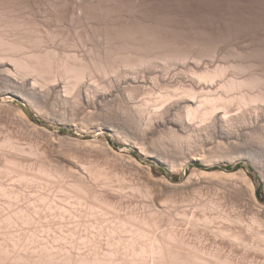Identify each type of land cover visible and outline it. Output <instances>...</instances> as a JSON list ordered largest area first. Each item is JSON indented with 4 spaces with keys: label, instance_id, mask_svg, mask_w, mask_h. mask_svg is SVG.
I'll list each match as a JSON object with an SVG mask.
<instances>
[{
    "label": "bare ground",
    "instance_id": "6f19581e",
    "mask_svg": "<svg viewBox=\"0 0 264 264\" xmlns=\"http://www.w3.org/2000/svg\"><path fill=\"white\" fill-rule=\"evenodd\" d=\"M2 1L3 0H0V6L2 5ZM19 1H17V2H19ZM68 1L71 4V6H73L72 7L73 11L74 10H78L79 13H81L80 11H83L85 13V11H84L85 10V8H84L85 5L84 4H87L88 3L87 1H86L87 3H84V4L81 1H78V0H68ZM138 1L141 3L140 0H137V2ZM207 1H210V0H207ZM35 2H36V0H35ZM63 2L64 1H62V3ZM94 2H96V1H94ZM137 2H136V4L133 2L135 5H128L125 0H122L119 3H109V4L107 3L106 4V10L111 11V13L113 12L114 15H116L114 12H117L118 14H120V16H118V14L116 15V16H118V18L120 17V21L119 22H115V24H112V25H109V26L106 27L105 32H104V39H105L106 42H103L104 45H106V46L105 47L102 46V47H104L103 50H99L98 49L99 50L98 51L97 48L94 47V49H96V51L95 52L92 51L93 54L92 55L91 54L89 55V52H90L89 51L90 50L89 47H91V46L88 47V45L85 44L87 46L86 49H88L85 54L89 55L88 57H86L87 55L85 57H84V55H82L83 57H81V54L79 55L80 56L79 58L76 57V55H77L76 53L79 52V51H77L75 53L76 55L73 52V56H72V54L70 53V50L69 51L67 50V49H70L71 46L70 45H68V46L66 45L67 47H64L65 46V45L63 46L64 43H62V47H64L62 50H64L65 48H67L66 50L70 53L69 54L70 56L69 55H66V54H68V52L65 53V54L62 53V55H61V52H63V51L60 50L62 48L61 45H60L61 43L60 44L58 43V45L61 47L60 49L59 48H56V47H53L54 49L56 48V49H59L61 51V52H59V55H61V56H58V54H57L58 51H56V52L54 51L55 53H52V50L53 49L52 50L51 49L50 50H47L48 47L46 46V44H43V42L46 40V39L45 40L43 39L44 36H43V38L42 37L41 38L40 37L39 38H36V37H38L37 34H39L41 32L40 31L38 33V30H37V34H35V33L32 34V35H37L35 38H32L31 37L32 35L31 36L29 35V33L32 30L29 33L19 32L18 31V32H15L16 33L15 35H13L14 32H12L13 33L12 36L7 35L9 32L5 34L4 30H6V29H9L10 30L11 28H13L16 31V30H19L20 29L19 27H22L23 28V26H21L22 25L21 22L19 23V21H14L15 17H13V19H12L13 21H11V19L9 20V21H11L12 25H10V23H7V24H9L7 26L5 25L6 29H5V27H3L4 26L3 24H2V26L0 25L1 27H3L1 29L2 30L4 29L3 32H0V95H2V96L11 95V96L17 97L20 100H22L23 102H25L26 104L33 106L35 108V110H36V108L39 109L40 110V113H41V110H42V112L45 111V110L47 111V109L51 108V106L53 108V105L55 106V104H54V102H56L55 100L58 99V98L61 99V97L62 98L64 97L65 99L67 98V100H69L71 98L72 101H73V103H72V101H70L71 99L69 101H67V100H65V101H67V103L68 102L72 103V107H73V104H74V101H75V102H78V103L80 102L81 106H84V107H86L88 109H91L93 111H97L96 109H100V108H103V107H104V109H106V107L108 106L109 103L110 104H113V105H115V109H114V106L111 105V107L116 112H119L120 110H122L121 111L122 113H121V115L118 114V116H120V117H118L117 115H115L116 114L115 113L111 117L113 119L114 116H115L114 118H116V116H117V118H116L117 120L114 119L115 122H112L113 120L111 121L109 119L112 123H110V121H108V123H106V125L107 124H108V126L111 125L112 129L115 130L114 132L117 131V133L120 132V133H122V135L124 134L125 137L126 136L129 137L132 140V142H134L136 144V146L138 145L137 146L138 148L140 147L141 150L144 151L147 155H150L152 157H155L156 159L157 158L160 159V160L161 159H164V160H166V162H168V160H172V158H174L175 156L181 157L180 160L178 161V162H180L181 159H182L181 164H179V166H183L184 164H186L187 163V160H189V159L191 160L192 157L193 158L197 157V160H198V158L201 159V160H204V161H201V162H205V160H208L210 162L213 159H214V161H216L217 160L216 158L221 159V160H224V161L227 160L229 162L230 161H234V160L235 161L236 160H241V159H247V160H251L253 162L254 159H256V158H264V71L262 69V67L264 68V66L261 65V63H260L261 62L260 60L262 58L261 54H260V56H257V57H261V58H257L256 57V54L254 55V54H251L250 53L251 56H247L245 53H244L245 55H242V54H239V52H238V54L236 55V57H234V55H233L231 59L228 58L229 55H227L228 62L230 60L231 61L232 60L234 61V58H235V61L236 62L234 61V63L229 62L230 64L229 63L228 64H223L222 62H217V59H215L216 61H214V60H212V62L210 61L211 63H206L205 62L206 61L205 60V57L206 58L208 57V59H209L210 55H212L211 57L212 58H215L217 55L220 54V49H221L220 46L215 45L217 47L214 50H211L212 48L209 49V50H207V49L202 48V45H204V44L201 43L202 41L201 42L195 41L194 44H192V42L194 41L193 40L191 42V45H189V47H191V49L187 48L186 46H188V45H186L184 42H182V40H180V39H178L176 37L178 35L177 32L175 31L176 29L173 26H171L168 22H166V21H161V22L153 21L151 19H147V18H145L143 16L138 15L137 12L141 11V9H142L143 6L142 5H138ZM172 2H173V0H172ZM231 2H233V1H231ZM254 2H255V0L253 1V3ZM62 3H61V5H62ZM211 3H213V2H211ZM218 3H221V2L219 1ZM229 3H230V0H229ZM91 4H90V6H91ZM21 5L22 4H20V6ZM36 6H38V5H36ZM99 6H100V4H99ZM10 7H11V5H10ZM50 7H51V4H50ZM86 7H88V6H86ZM232 7H234V6H232ZM243 7H244V5H243ZM25 8H26V6H25ZM253 8H255V6ZM0 9H1V7H0ZM5 9H3V10H5ZM88 9H90V8H88ZM92 9H91L90 12H92ZM101 9H103V8H101ZM125 9L127 11H129V13L124 14L125 13L124 11H126ZM28 10H27V12H29ZM0 11H2V9ZM6 11H8V9ZM31 11H33V10L31 9ZM103 11L105 13H107L105 10H103ZM254 11H256V10H254ZM96 12H99V11H97V9H96L95 10V13ZM162 12H165V11L162 10ZM18 13L19 14H22L20 12H18ZM25 13H24V15H25ZM9 14H8V18H10L9 17ZM33 14H35V13H33ZM100 14H104V13L103 12H100ZM107 14H104V16H107ZM4 15L6 16V13ZM26 15H28V14H26ZM84 15H83V17L85 18ZM93 15H95V14H93ZM151 15H153V14H151ZM184 15H186V14H184ZM211 15H212V13H211ZM1 16H3V15H1ZM79 16H80V14H79ZM26 17H25V19L27 20ZM33 17H35V16L32 15V18ZM198 17H200V16H198ZM198 17H197V19H198ZM1 18H0V21H1ZM20 18H19V20H20ZM111 18H113V17H111ZM116 18L114 17V19H116ZM33 19H35V18H33ZM42 19H44V18H42ZM80 19L81 20L83 19L82 16H81ZM88 19H89V17H88ZM108 19H109V17H108ZM108 19H105L104 22H106V20L108 21ZM2 20H3V18H2ZM26 20L24 22H28ZM81 20H78L79 23H80ZM83 20H85V19H83ZM221 20H222V18H221ZM240 20H242L241 19V16H240ZM78 21H77V23H78ZM91 21L89 20V22H91ZM84 22H83V24H84ZM190 22H191V20H190ZM3 23L5 24V22H3ZM88 23L86 24V22H85L86 25L91 26V24H88ZM101 23H99V24H101ZM107 23L111 24L112 23V19H111V23L110 22H107ZM240 23H242V22H240ZM34 24H36V23H34ZM34 24H31L32 26L29 25L30 26V29H31V27H33ZM73 25H74V23H73ZM75 25H77V24H75ZM8 26H11V28L10 27L8 28ZM24 26H25V24H24ZM88 26H86V28ZM105 26H106V24H105ZM37 27L38 26H36V29H37ZM49 27H48V29H49ZM83 27H84V25H83ZM17 28H19V29H17ZM91 28L89 27L87 29H89L91 31ZM103 28H105V27H103ZM216 28H217V26H216ZM23 29H26V28H23ZM43 29L44 28H42V30ZM83 29H85V28H83ZM87 29H86V31L85 30L84 31L87 32ZM97 29H99V28H97ZM35 30H34V32H36ZM54 30H52V31H54ZM75 30H77V29H75ZM92 30L94 31L95 28L92 29ZM187 30L188 29H186V31ZM6 31H8V30H6ZM100 31H101V28H100ZM44 32L46 34L49 33V32L47 33L45 30H44ZM96 32H98V30L95 31L94 33H96ZM45 33L44 34L42 33V34L43 35H46ZM80 33H81V30H80ZM209 33H210V31H209ZM56 34H58V33H56ZM67 34H65V35H67ZM76 34H78V33H76ZM41 35H39V36H41ZM54 35H55V33L54 34L52 33V36L53 37H51V36H48V37L49 38L51 37L52 43H54V42L57 43V41H55L56 38H55ZM84 35H86V37H87V34H84ZM88 35H89V33H88ZM95 35L96 34H94V36ZM197 35H196L197 37H200L199 34H197ZM222 35H220V36H222ZM78 36H79V34H78ZM97 36H98V34H97ZM263 36H264V34H263ZM45 37H47V36H45ZM58 37H61V36L59 35ZM66 37H69V35H67ZM228 37L230 38V36H228ZM52 38H53V40H52ZM101 38L102 37L99 36L98 41ZM58 39L59 38H57V40ZM60 39H59V42H60ZM71 39H73V38H71ZM76 39L78 40V37ZM214 39L216 40L215 37H214ZM47 40L48 41H45L46 43L49 42L50 39L47 38ZM64 40H65V44H66V42H69V41H66V40H68L67 38H65ZM94 40L96 41L95 38H94ZM219 40H221V39H219ZM249 40H250V38H249ZM224 41H226V40H224ZM89 42L90 41L88 40V44H89ZM94 42H93V44H95ZM49 43H47V45ZM74 43H76V42H74ZM203 43H204V41H203ZM42 44H43V46L45 45V47L47 48L46 50L36 49L35 47H34V49L31 48L33 46H38V48H40L42 46ZM68 44H70V43H68ZM78 44H79V42H78ZM90 44H91V42H90ZM96 44H98V42H96ZM101 44H102V42H101ZM29 45H32V46L29 47ZM76 45H77V43H76ZM80 45H81V43H80ZM85 45L83 44V46H85ZM98 45H97V47H98ZM210 45H211V43H210ZM225 45H226V43H225ZM229 45H228V47H229ZM207 46H208V44H207ZM77 47L79 48V46H77ZM209 47H211V46H209ZM29 48L31 50L27 51ZM51 48H52V46H51ZM74 48H75V46H74ZM78 48H76V50ZM83 48L84 47H82V50L85 51L86 49L85 48L83 49ZM206 48H208V47H206ZM252 48H254V47H252ZM43 49H45V48H43ZM223 49H225V48H223ZM232 49H230V50H232ZM222 50H221V52H223ZM22 51H25V52L23 53ZM233 51L235 52L236 50H232V52ZM259 51H261V50H259ZM20 52H22L21 55L19 54ZM92 52H90V53H92ZM243 52H244V50H243ZM263 52H262V54L264 55ZM227 53H231V51L230 52H227ZM236 53H237V51H236ZM220 55H221L220 57L218 56L219 59L221 61L224 59L223 60L224 63H227V61H225V58H224V57H226L225 56L226 55V52L224 54V57H223L222 54H220ZM221 57H223V58H221ZM227 58H226V60H227ZM236 58H237V60H236ZM263 62H262V64H264ZM157 63H159L160 66ZM174 63L176 65L178 64L180 67L182 66L181 67L182 70H179V73L178 72H175V74L169 76V74H168L169 72H168L167 69H169L168 67L170 65L172 66V64H174ZM258 68H259V70H258ZM229 70L230 71H233V73L235 72L237 74L236 76L240 75V77H236L235 74H232V72H231V75L232 76L230 78H226L228 75H230V73L227 74V71H229ZM237 70L240 71V74H238ZM243 70H245L246 73ZM247 70H248V72H247ZM242 71H243V73L245 75L247 73L248 74L246 76H241V74H243V73H241ZM171 73H173V72H171ZM176 73L179 74V75H176ZM174 75H176V76H174ZM150 81L151 82L153 81L155 84L159 85V87L161 86L160 84H162V86L160 88L161 89L163 88L162 89L163 92L160 91L161 93H159V91H158L159 94H156L155 95L154 94V91L152 90V88H148L147 87V83H149ZM98 82H100V83H98ZM153 85L154 84H152V86ZM154 86L157 89L158 86H156V85H154ZM146 87H147V91L149 90L148 91L149 93L152 92V91L153 92H152V94L150 93L151 95L146 92L147 94H149L147 96H146V93L143 92L145 94V96L144 95L143 96L146 97V98L144 99L142 97L141 98V101H140L139 100L140 97L137 98V96H138L137 94L141 92L140 95H142L143 94L142 91L144 89H146ZM153 89H155V88H153ZM161 89H159V90H161ZM139 90H141V91H139ZM136 99H138V100L135 101ZM57 101L59 102V100H57ZM65 101H63L64 103H62V105L65 104ZM60 103H61V100H60ZM9 104H8V107H9ZM59 104L57 103L56 105H59ZM110 104H109L108 108H110ZM68 105H71V104H68ZM77 105H79V104H77ZM3 106L4 105H1L0 104V109L3 108ZM6 106L7 105H5L4 107H6ZM15 107H16V105H15ZM15 107L13 108V111L17 109V108L15 109ZM56 107L59 108V111L56 110L57 108L56 109H52V110H56V111H58V113H60V107L61 106L60 107L56 106ZM66 107L68 109L69 106L66 105ZM74 107H76V106L74 105ZM78 107L79 106H77L76 108H78ZM63 108H65V107L62 106L61 107V110ZM112 108H111V110L109 109V111H110L109 113L111 115H112V110H113ZM116 108H118L120 110L117 111ZM8 109H10V107ZM70 109H71V106H70ZM4 110H5V108H4ZM63 110H65V109H63ZM69 110H67L66 112H68ZM73 110L70 111L72 114H73V112H72ZM75 110H77V109H75ZM84 110H82V111L84 112ZM17 111L20 112L18 109L16 110V112ZM82 111L80 109V112H82ZM16 112H15V115L19 118V120L23 123V125H25V126L27 125V126H31V127L33 126L32 127L33 129L31 128L32 129V132H33V130L34 131L36 130L35 128H37V127H35L33 124H31L30 121L27 120V118L25 117V115L22 112H20V113H16ZM83 112L81 113V115L83 114ZM104 112L106 113V111H104ZM104 112H103V114H104ZM8 113H7V116H8ZM54 113H56V112H54ZM68 113H67V117H69L68 116ZM88 113L91 114L90 112H88ZM97 113H99V112H96V114ZM18 114H19V116H18ZM46 114H47V112H46ZM48 114H49V112H48ZM72 114L70 115V113H69V115L73 119V115ZM89 114H88V116H89ZM110 114H109V117H110ZM56 115H57V113H56ZM62 115H66V113L65 114H62ZM94 115H95V113H94ZM78 116H80V115H78ZM83 116H85V118H84L85 120L84 121L89 120L93 116V112H92V116L90 115V117H88V119L86 118L87 115H84L83 114ZM83 116H82V118H83ZM95 116L97 118L98 117V114L95 115ZM104 116L105 115H103V117ZM59 117H61V116H59ZM10 118H11V116H10ZM14 118H16V117H14ZM18 118H16V119L18 120ZM75 118L76 117H74V119ZM74 119L72 121H74ZM80 119L81 118H79L78 120H80ZM101 119L102 118H100L99 123L101 122ZM3 120H4V117H3ZM6 120H8V119H6ZM12 120H13V118H12ZM12 120L10 122H14L15 121V120H13V121ZM92 120H94V119H92ZM90 121L91 120L88 121V124L89 125L91 124V123H89ZM102 122H103V120H102ZM92 123H93V121H92ZM4 124L7 125V123H4ZM8 124H10V123H8ZM94 124H95V122L91 126H93ZM2 125H3V123H2ZM95 125H97V124H95ZM9 126H7V127H9ZM19 126H16V127H19ZM111 127L109 126L107 128H111ZM19 128H23V127H19ZM25 128H27V127H24V129ZM5 129L6 128L3 125L2 131L5 132ZM16 130H17V128H16ZM42 130L43 129H41V131ZM25 131H27V130H25ZM7 132H9V131H7ZM10 132H12V130ZM43 132H44V130H43ZM0 133H3V132H0ZM6 133H3V134H6ZM15 133H14V135H17ZM22 133H24V132L22 131ZM120 133H119V135H121ZM11 135H13V134H11ZM124 135H123V138H124ZM5 136L6 137H9V133H8V136H7V134ZM18 137L19 136H17V141H19L18 140ZM22 137H20V138L23 140ZM14 138H16V137H14ZM188 138H191V139H188ZM3 139H5V138H3ZM9 139L11 140L12 138H9ZM185 139H187V140L194 139V141L193 140L192 141H187V140L185 141ZM12 140L10 141L11 145H10V143L8 141V138H7V141H5V140L3 141L2 140L3 143L0 140V143H2V144H0V147H5V148H3L4 150H2V148H0V150H2V153L5 151V149H7V151H9V153L5 151L6 154L9 155V156L7 155L8 158H5L3 162L0 161V172L2 171V173L4 172L5 174H8L7 176L9 178H10L9 174L10 175L13 174L11 177H13L14 174H15L16 177H14V178H16L17 180L12 178L13 179V184L15 185L14 182L17 181L18 183H16V184H18L17 185L18 187L20 185V181H22L21 182L22 184H23V182H28V183L30 182V184H33V186H31V188H34V185L36 186V183H37L36 188L39 186L40 189H42V187L40 185H38V183L39 184L40 183H44V187L43 188L46 190V193H45V191H43V192H40L43 195L40 194V193L38 195H36L38 192L36 193L34 191L36 194L35 193H32L33 194V197H30L32 194H29V192L32 189L31 190L28 189L30 191L23 190V191L28 192L27 194H29L30 196L29 195H27V196H29V198H31V199H29V198L26 197L27 200L25 201V203L27 202L28 204L26 203L27 204V207H25L26 206L25 204H24V206L23 205H20V204H23L24 203L23 198H24V196H26V194H24V195L21 194L22 193L21 192L22 190L21 191L15 190L17 188L16 186H15L16 188H14V190H15L14 191L12 189L13 188V185L12 186H9V185H11L10 183H12V182L9 181V179H8V181L10 183H8V186L9 187L7 186L8 187L7 188L5 186L6 184L3 183L5 181V179L3 178L4 179L3 180L0 177L1 178V180H0V198L1 197L2 198H5L4 200L5 201L7 200V202H5V201L4 202H5V204L6 203L8 204L6 206L3 203L5 206L3 204H2V206L5 207L4 208V210L6 209L5 211L9 210L7 212H4V210H2L3 208L0 209V210H2V211H0V264H51L50 262H52V264L53 263L54 264H241V262L237 260V259H239V260L241 259V258H238L240 256V253H241L240 251H239L240 253H238L239 256L238 255H235L234 256V254H233L234 257H237V259H236L237 262H240V263H237V262L231 261L233 259L232 255H230V258L228 259L227 257L229 255L227 257H225L223 255H220L222 252L221 253H217L215 251H212V248L213 247H211L210 248L211 250L209 249L210 250L209 251L208 249H206L207 247L204 249V248H201L199 246L198 243L201 244L204 241L206 242L205 243L206 246L208 244H207V240L206 239L205 240L202 239V241L203 240L204 241L203 242L202 241L200 242L199 239H201V238H200V235H197L198 232L196 234H193L192 229L194 227L192 228V226H193V224L195 226V223L197 222L196 220L199 221V219H200L199 218L200 216L195 219L196 214H195V216L193 215L195 212L193 214L191 213V215H192L191 217L192 218L190 217L191 218V221H196L193 224L189 221V219H187V217L184 218L187 214H185L184 217L180 216L181 214L179 215L180 217H177V215L179 214V212L177 213L176 211L179 210V209H177L175 211L176 213H173L176 216L172 214L173 215L172 217H175V218L177 217L176 218V221H177V219H180L181 218L180 220H185L186 219V220H188V222H190V224L192 226H190V224H189L188 227H191V231H192L191 234H193V237L194 236L195 237L196 236L197 237L199 236L198 239L197 238H194V239L199 240V242L197 240L195 241V243L198 244V246L194 245V243H193L194 241L193 242H191V241H188L187 242L186 241V238L187 239L188 238L190 239V237H191V236H189V234H187V233H190V232L181 233V232H183L182 231L183 229L181 230V228H180V232H179L178 231L179 228L177 229V227H174V226L171 227L172 223L170 221V218L169 217H166V215L169 214V212L166 209H168L169 207L168 208L165 207L166 208L165 210L168 212V213L166 212L167 214L163 211L166 215L164 213L162 214L160 212H157L156 211V210H158L157 207H156L157 208L156 210H154L152 208L153 211H149L148 213H145V212H147V211H145L146 210V206H147V210H149L148 206L149 207H151V206H150V204H148V205H145V208H144V206L141 204L142 203L141 202L140 205H142V212L145 211L144 213H142L140 211V208H137V207H139V205L137 203H136L137 205H135V203H134V206H137L136 208L139 209L138 211H140V212H137L136 209H135V207L133 208V205L131 204L132 206L131 207L129 206V207L130 208H133L134 210L132 209V212H130L131 211L130 210L129 213H125L124 212L125 211L124 210L125 208L123 209L122 202L124 201L123 203H125V205H126L127 204L126 203L127 201L125 202V199L123 200V198H121L120 196H118L116 194H115L116 195L115 196L113 194L114 191H115V189H114L115 187L113 188L112 186L117 183V180L119 179L118 178L119 176L116 175L117 176L116 177L117 180H116L115 178H113L115 176L114 174L116 172H113L114 174L112 173L113 174V177L112 178L116 181L115 184L112 182V186H111V184H109L110 183L109 182L110 179H108L109 180L108 181L109 183H106V182H103V181L102 182L97 181L102 176L105 175L104 173L106 171V170L103 171L104 172L103 173L104 175L103 174L101 175L100 172H102V171H99L97 169L100 166L99 165L96 166V164H97L96 162L98 160L95 162L96 164L94 163L95 164L94 165L95 167L94 166H90V165H92V164H90L91 161L93 160V159L91 160L92 157L90 158V163H89L90 165L89 166H86L85 167V165H82L81 163H78V164H81L82 167H84V170H82L81 169V165L74 164V160H75L74 158H76V157H74L72 159L73 163H71V164L68 163L69 160L71 161V159H70L71 156L69 155L70 158H67L66 157L67 156L66 155L67 153L64 151L65 154L64 153L63 154L65 155L66 159H68V161H66V160L65 161H66V163H68L69 165H71V166H68L69 168L70 167L72 168L75 165H77L78 167H80V169L82 171H84V172H82L84 174H86L85 173L86 168H87V171H88L89 167L91 168V169H89L90 171L88 172V174H86V176L80 174V176H82V177H80V176L75 175V173H74L75 177H68V176H66V174H68V173L64 171L67 167L64 168V169H62L63 167L60 168L58 165H54L53 164V161H55V159L53 158L54 155H52V152L44 151L46 149H44L43 151L40 149L42 151V155H43L42 157L44 158L43 161L38 162L37 167L34 166V168L33 167L32 168L31 167L28 168V167H25V166H26V163L29 164L30 162H25V166H24L23 165L24 163H22L23 160L21 162V160L18 159V157H20L22 154L25 155L27 153V155L30 154L28 156H31L29 158L30 160L33 159L32 158L33 157L32 154H35L34 155V158H35V156L36 157L38 156V158L41 159L40 158L41 156H39V153H38L39 149H36V148H38V146L35 145L38 142L35 141L36 142L35 144L34 143L31 144L32 141L29 140L31 142V143L30 142L28 143V145L31 144V145H29L30 146V148H29L30 151L28 149L29 146L27 148H26V146H24L29 151V152L27 151L25 153V151H24L25 149L24 148H22V149L19 148L20 146L22 147V145H20L19 143L17 144L15 140H13V141L16 143V145H15L16 147L15 146H12V145L15 144ZM179 140H181L182 142L185 141V143L187 142L189 146L191 145L189 143L192 142V144H193V142L194 143L196 142V144H194V146L196 145V150H194V148H192L194 151H196L195 154L191 151V149L189 148V146L185 147L187 143L184 146V144H183L184 142L182 143ZM23 141L25 142L26 140H23ZM23 141L22 142L19 141V142L23 144ZM87 143L88 142H86V144ZM25 144L27 145V143H25ZM25 144H23V145H25ZM83 144H85V143H83ZM33 145L36 148L32 147ZM40 145L41 144L39 143V146ZM105 145H107V144H105ZM49 146L52 147L51 145H49ZM192 146L193 145H191V147ZM50 147H48V145H47V149L50 150ZM54 148H53V150H54ZM185 148H189L190 150L188 149V151H186L187 152L186 153L185 152V150H186ZM108 150L110 151V148L109 147H108ZM189 151H191L192 153H189ZM55 152H58V151H55ZM111 152H112V150H111ZM2 153H0V154H2ZM53 154H54V152H53ZM59 154H60V152H59ZM70 154L72 155V153H70ZM27 155H25L24 157L25 158H28ZM116 155H117V157H116ZM116 155H115V157L118 159V155L119 154H116ZM0 156H2V155H0ZM3 156H4V154H3ZM55 156H57V155H55ZM112 156L114 157V154ZM119 156H123L124 157V155H119ZM60 157H61V155L58 157V159ZM62 157L65 159L64 156H62ZM38 158H36V159H38ZM50 158H53V160L51 161ZM124 158L125 159H123V160L126 161V157H124ZM127 158H128V156H127ZM22 159H23V157H22ZM86 159H87V157H86ZM119 159H121V158H119ZM78 160H81V159H78ZM88 160H89V158H88ZM128 160H129V158H128ZM164 160H163V162H165ZM173 160H176V159H173ZM60 161L57 160L56 163L59 164V163L62 162V161L61 162ZM133 161L135 163L134 165H136L137 163L135 162V160H131V159L129 160L130 163L133 162ZM208 161H207V164H209ZM218 161L219 160H217V162ZM32 162H34V161H32ZM32 162H31V164H32ZM75 162H76V160H75ZM92 162H94V161H92ZM171 162H173V161H169V163H171ZM175 162H173V163H175ZM64 163L65 162L62 163V166L65 167L66 164L63 165ZM86 163L87 162H85L83 164H86ZM211 163L212 162H210V164ZM131 164L133 165V163H131ZM203 164H206V163H203ZM226 164H227V162H226ZM260 164H262V163H260ZM33 165H35V164H32V166ZM86 165H88V163ZM253 165H254V163H253ZM29 166H30V164H29ZM77 166H76V168H77ZM93 167H94V169H97L98 170L99 173L95 170L98 173V176L101 175L100 177H98V179L96 178L97 180L95 178H91L90 176L88 178V176H87V175H89L90 172H93V171H91ZM136 167H138L137 170L141 174L145 175L146 178L149 177V180L151 179L150 178L151 175L149 174L151 170H149V168H147L149 170V172H148V171H146L147 169H145V167H144V169H145L144 172H146L144 174L143 173V169H142V167L140 168V165L139 164ZM106 168H107V166H106ZM106 168L105 167H102V169H106ZM139 168L142 169L141 170L142 172L139 170ZM77 169H79V168H77ZM99 169H101V167ZM109 169L111 170V166H110ZM71 170H72V173H73V171L74 172H76V171L81 172L80 170H75V169L73 170V168L70 169V171ZM110 170H109V173L113 170V166H112V170L111 171ZM115 170H116V168H115ZM122 171H123V169H122ZM240 171H238V173L235 172V173H230V174H224V173H218V172H205V171H197V170L194 171V169H192V172L193 173L191 172V176L189 175L190 178L188 176V180H186L188 182H186V181L185 182L187 184L188 183L190 184V182H191L192 185H193V187L197 188L198 186L203 185L202 182L205 179L212 180V181H209V185L207 184L208 182L206 183V185H208V187H209L210 186V183L211 182H214L213 179L215 180L216 177L218 178V176H220L219 179L221 177L226 178V179H222L221 178L222 180L220 179V183L219 184H221L222 181L227 180V178L231 181V183L233 182L231 179H236L237 177L238 178H242V180L239 179V183L237 182V180H234L233 184L232 185H228L226 187V189H224L225 187L222 186V184H221L222 188L224 187L223 188L224 190L223 189H220V187H216V188L224 191V193H225V190H226V192L228 193V195L233 197V196L239 195V193L237 191L238 189H236V188H238V184H240L239 186L241 187V183H242V187H245L244 184H243V183H245L246 184V187H247L248 194L245 193V191H242L244 193L243 195L247 194L246 197L247 196H248V198L250 197L249 200H248V202L251 204V202H250V200H251L254 203V205L257 207L258 205L255 204V200H254V197H253V194H252L253 193V185H252L249 177H247V175H245L242 171L241 172ZM107 172L108 171H106V173ZM147 172L149 174L148 176H147ZM121 173L120 174L118 173L120 175V179L118 180V182L123 180V178H121V175H123V174H121ZM123 173L125 174V172H123ZM110 174H108V175H110ZM112 174L110 175L109 178H111ZM94 175H96V174H94ZM126 175H130V174H128V172H127ZM138 175H139V173H138ZM237 175H239V176H237ZM83 176L84 177H87V178H84ZM235 176H237V177L234 178ZM122 177H124V176H122ZM128 177H126V178H128ZM135 177H136V175H135ZM141 177L144 178V176H142V175H141ZM262 177H264V175ZM129 178L132 179L131 177H129ZM146 178H144V179L147 181L148 179H146ZM162 178L163 177H161V182H163L162 184L165 183L167 185L168 183H166V180H163ZM6 179H7V177H6ZM12 179L10 178V180H12ZM130 179H128V181ZM133 179H134L133 181H136L137 182V180H135L136 178H133ZM114 180H112V181H114ZM145 180L144 181L143 180H140V181L145 182ZM159 180L160 179H158V183L160 182ZM216 180H218V179H216ZM100 181H101V179H100ZM125 181L127 182V180H125ZM130 181L132 182V180H130ZM140 181H138V184H139ZM230 181H229V183H230ZM235 181L238 184H235ZM240 181H241V183H240ZM122 182H124V180ZM131 182H129V184H132ZM148 182H147V184H148ZM150 182H152V181H150ZM153 182H154V180H153ZM218 182L219 181H217V183ZM224 182H226V181H224ZM186 183L184 185L182 183V185L185 186V187H187ZM217 183H216V185H217ZM22 184L20 185V187H22ZM46 184H48L49 186L48 185H47L48 187L45 186ZM51 184H53V186L55 184V186L53 187L54 188V192H53V190H51V189H53V188H51L52 186H50ZM129 184H128V186H132V185H129ZM138 184H137V186H138ZM140 184H141V182H140ZM121 185H123V186L125 185V188L127 186V184L125 182L123 184L120 183L119 186L122 187ZM146 185L138 186V188H137L138 190L137 191H136V189H134V190L133 189H130V188H133L134 186H132L130 188L127 187V188H129V190L126 191V189H125V191L126 192L130 191V193H132L131 192L132 190L133 191H136V198H138L137 197V193H139L140 195L143 194L142 197L144 198V196H145L147 202L150 201L151 204H154L155 205L156 204L155 201L158 202V198H159V197H156V194L159 193V192L155 191L157 193L156 194L154 193L155 194V197H152V196H154V194L153 193L151 194V191L150 190H153L154 187L151 186L152 189H149L148 186H146ZM149 185H151V184L149 183ZM204 185H205V182H204ZM235 185H237V186H235ZM23 186L25 187V184ZM28 186H29V184H28ZM168 186H169V184H168ZM170 186L172 187V189H177V186L176 187L174 186L175 188H173L172 185H170ZM201 187L203 188V186H201ZM26 188L27 187H25V189ZM46 188L47 189L49 188L50 190L47 191ZM111 188L114 189L113 192H112L113 189H111ZM21 189H23V188H21ZM37 189H39V188H37ZM119 189H121V188H119ZM122 189H123V187H122ZM122 189H121V191H118L117 188H116V191L119 192V194H121L120 192L124 191ZM199 189H201V188L199 187ZM206 189L208 190V188H206ZM212 189L214 190L213 187H212ZM212 189H210V190H212ZM33 190H35V189H33ZM220 190H217V192L220 191ZM242 190H246V188L245 189H242ZM51 191L53 192V194H52ZM55 191H56V193H60L61 196L64 197V198L61 197L64 200V202H66L68 199L69 200L71 199V200L75 201L74 203H78V205L80 204L79 206H77L78 208H73L74 211L71 210L74 213H70L72 215L71 218H73V216H74L75 219L74 218L73 219H74L75 223L73 222V220L71 221L68 218V215L70 217V214H68L70 211H67L66 209H64L66 207H63V208L60 207V209H59L58 206H56L57 207V210H60L61 211V214L62 213H67L66 214L67 215L66 217L69 219L70 223L67 221L68 219H66V220L64 219V218H66L65 217V214H63L64 215V218L63 217L61 218L62 215L60 214L61 216H58L57 213H59V212L56 213L57 210H56V208H54L55 203H57L56 200H60L61 201L62 199H58L59 197L58 198L56 197L58 195H56V194L54 195ZM171 191H173V190H171ZM240 191H241V188H240ZM195 192L198 193L199 191H195ZM49 193L54 197L55 203H54V201L53 202L51 201L53 199H51V200L49 199V198H51L50 195H48L50 197L47 196V194H49ZM197 193L192 194L193 195V198H194V196L195 197L197 196ZM202 193H203V191H202ZM218 193H220V192H218ZM221 193H223V192H221ZM34 194H35V196H34ZM44 194H46V195H44ZM122 194H126V193L122 192ZM213 194L215 195V192ZM22 195H23V198H20ZM134 195H135V193H134ZM186 195H187V193H186ZM217 195L218 194H216L215 196H217ZM221 195L222 194H220V196L218 195V197L221 198V200H222L223 197H221ZM182 196H184V194ZM200 196L202 197V195H200ZM209 196L211 198V196H212L211 193H210ZM224 196H225V194H224ZM229 196H227V198H230ZM55 197H56V199H55ZM129 197H128V199H130V200L133 201V198H131V195H129ZM167 197L170 198V196H167ZM167 197H165L166 200L169 199ZM172 197L170 199H173ZM246 197H244V198H246ZM32 198H34V199H32ZM155 198H157V200ZM180 198H181V196H180ZM188 198L191 199L190 197H188ZM188 198H186V201H187ZM203 198H201L202 199V202H203ZM215 198H217V197H215ZM219 198H218V201H219ZM239 198H235V199L238 201ZM244 198H242V199H244ZM17 199H19V201L21 200L23 202H19V205L16 204V206L13 207L11 205V201L13 202L15 200L16 202H18ZM160 199H162V198L160 197ZM174 199L176 200L177 198L174 197ZM174 199H173V201H174ZM182 199H183V197H182ZM223 199L225 200V197ZM71 200L66 202V203L69 202V204H67V206L68 205H71ZM143 200L146 201L145 198ZM162 200H164V201H162ZM162 200L161 201L163 203L160 202V200H159L160 203H158L159 204V205H157L158 207L160 206V204H164V202H166L165 199H162ZM191 200L189 202H191ZM198 200H200V198L197 199V203H198ZM206 200H209V199H205L204 200L203 206L200 204L202 207L199 205L200 202L198 203V205L195 204V201L194 202H191V203H194L195 205H197V207L200 206V209L198 208L199 211L204 210V213H207V212L209 213V211H206V209L208 208V206L209 207L210 206L213 207V208H211V207L208 208L209 210H211L210 213L211 212H214V210H212V209H215V211L218 212V213L221 212L220 215L219 214L214 215L215 217L216 216H218V217L220 216V218L218 219V220H220L222 218V215L225 214V213L223 214V212H224L225 209L223 210V212H222V209L221 208H220L221 211L216 210V209H219V206H220V204H218L219 202L217 203L219 206L218 205L213 206L214 205V202H217L216 200L213 202L212 201V198H211L210 201H212L211 203L213 205L212 204L209 205L210 204L209 203L210 201H208L209 204L206 203L207 202ZM232 200H234V199H232ZM1 201H3V200H1ZM1 201H0V203H1ZM60 201H58V202L61 203ZM137 201L139 203V201H141V200L140 199H137ZM176 201H178V200H176ZM134 202H136L135 199H134ZM169 202H171L170 203L171 205L169 204ZM169 202L167 201V203L172 207V209L169 208V209H171L169 211H171V213H172V210L175 209V208H173V207H175V205H172L173 203H172L171 200ZM189 202L187 201L185 203H189ZM220 202L222 203V201H220ZM228 202H231V200L228 201ZM35 203H37V204H35ZM129 203H130V201H129ZM143 203L145 204V202H143ZM175 203H177V202H175ZM185 203H183V201L182 202H179L177 204V207H181L180 205L181 204L182 205L183 204L185 205ZM205 203L207 204L206 205L207 208L205 206ZM12 204H15V203H12ZM39 204L42 205L41 206L42 208L44 207V209L49 210V211H45V214L47 212L48 213H51V214H48L47 213L48 217H50V220H52V218H53L52 216H55L56 217V215L58 217H60V218L57 217L58 219L56 218V220L53 218L54 219L53 222L47 221V220H49V218L46 219V215L45 214H40V213H44V211H43L44 209L39 208V206H40ZM61 204H63V201H62ZM64 204L62 206H66ZM231 204H230V206H228V208H230L232 206ZM233 204H235V203H233ZM72 205L73 206H71V208L72 207H76L74 204H72ZM128 205H130V204H128ZM190 205H193V204H189V206ZM223 205H225V203ZM226 205H229V204L226 203ZM80 206H82L81 210L83 212H78L77 211L78 209L80 210V208H79ZM162 206L163 205H161L160 207H162ZM165 206H167V205H165ZM233 206H232V208L235 209V207H233ZM235 206H236V204H235ZM238 206H240V205H238ZM242 206L245 207L244 205H242ZM247 206H248V204H247ZM129 207H128V209H126V211L129 210ZM160 207H159V211H160ZM214 207H216V208H214ZM8 208H11V209H8ZM68 208H70V207H68ZM185 208H189V207H185ZM185 208H183V210H185ZM194 208H195V206H194ZM52 209L54 211L55 210L56 211L54 212ZM61 209L62 210H66V212L65 211H62ZM75 209H77V210H75ZM260 209H262V208H260ZM50 210H51V212H50ZM183 210H181V212ZM245 210H246V208H245ZM255 210H256V208H255ZM52 211L54 213H56V214L53 215L52 214L53 213ZM76 211H77V213L79 215H80V213L82 214V216L80 215V218L83 219V220L81 221L80 218H78L79 223H78L77 217H76V216H79V215H76L75 214ZM134 211H136L137 213L136 212L134 213ZM226 211L229 212L227 209H226ZM239 211L240 210H237V211H235V213L237 212V214H238ZM231 212L233 214V211H231ZM231 212L229 214H226L224 216V219H226V220L230 219L231 218V215H232ZM247 212L248 211H246V213ZM256 212L259 215V216L257 215L258 216L257 218L259 219L260 218V214L262 213V211H261V213H259L258 211H256ZM188 213H190V212H188ZM240 213H241V211H240ZM250 213L253 216V213L254 212L252 213V211H251ZM160 214H162L163 216L165 215V218H169V220L167 219L165 221H167L169 224H171V225H169L167 223L170 226V228L167 226V224H165V226H164V224H163L164 219L160 218V216H161ZM212 214H211V216H213ZM40 215L41 216H43V215L45 216V219L46 220L44 221V219H43V222L44 223L42 222V218H41ZM199 215L203 216V212L201 214L199 213ZM227 215H229V217ZM240 215H242V213ZM243 215L245 216V214H243ZM248 215H249V213H248ZM262 215L264 216L263 213H262ZM193 216H194V218H193ZM214 216H213V218H214ZM235 216H237V215L233 214V218ZM158 217H159V219H158ZM204 217L205 218H203V219L201 218L202 220L200 219V222L199 223L197 222L196 225L197 224H199V225L201 224L200 226H202L203 223H204L205 228L206 227L208 228L212 224H215V223H210V221H209L210 219L209 220H206V219H208V216L206 217V214H205ZM238 217H240V216H238ZM249 217H248V219H250L249 221L251 223H254L255 220H257L256 217H251V215ZM175 218H171V220H173ZM213 218L211 217L212 221L214 222V219L215 218L214 219ZM233 218H231V219L234 220V221H231V220H229V221H223L222 220L223 218L221 220H222V222L227 223V224H224L223 223L224 225H228L230 222L231 223L236 222L238 227L241 226L242 224H244V225L247 224L248 225V223L251 226V223L250 222L245 223V219L242 221V223H240L241 221L239 220L240 221L239 222L237 220L238 219L237 217H235V219H233ZM241 218L243 219V217H241ZM241 218H239V219H241ZM244 218H246V216ZM60 219H62V220L59 221ZM161 219L163 220L162 222L159 221ZM57 220L59 222H61V223L64 222V221L68 222L69 224H66V222L64 223V225L65 224L66 225H69V226H67L68 229H69V227H74L75 225L76 226H75L74 230L72 228H70V230H68L66 228L67 230H65L64 228L66 227V225L65 226H61L60 224H57L56 225L57 222L54 223ZM251 220H253V221H251ZM263 220H264V218H263ZM89 221L92 224H96V227L97 228L94 229L95 228L94 227L95 225H93V227L90 229V227L92 226V224ZM173 221H174L173 224L177 223V222H175V220H173ZM202 221H204V222H202ZM215 221H216V219H215ZM258 221L255 223V225H257ZM178 222H179V220H178ZM184 222H186V221H184ZM184 222H182V223H184ZM259 222H261V223H258L259 225H257V226H259V227H257V229L258 228H261V226H262L261 224L264 223V222L262 223V221H259ZM161 223L163 225L162 231L159 230L160 229L159 227L162 226V225L159 226ZM207 223H209L210 225L208 226ZM70 224L71 225L72 224H75V225L74 226L73 225L71 226ZM87 224H88V226H89V224H91V226H89V228L87 227L88 229L82 227V225L85 226ZM54 225L57 226V227L60 225L58 227V229H64V231H67V232L69 231L70 232L69 234H71L72 233L71 230H73L74 231L73 234L76 237H78V233H80V232L82 233V231L85 232V234H86L88 230L90 231V230L94 229V230H92L93 232L95 230H98V231H95V232H97L96 233V235H97V238L96 239H98V236L100 237L101 235H103V236L105 235L106 236L105 238H107L106 239L107 241H105V239H104V240H102V242L103 241L106 242L105 243V246L107 245V247L106 248L103 247V248H105V249H103L102 247H99V245L97 246L95 243H97L98 241L97 240H96V242L93 241L95 239L94 236L96 237L95 232H94V235L92 234L93 232H91V233L88 232V233L92 234L91 236L90 235L89 236L91 238L93 236V238H94V239L92 238L93 244L91 242L90 237L88 236V233H87V235H85V234L82 233L84 237H80V238L78 237L79 239L82 238L80 241H84V245H87V244L89 245V246H87L89 248H87L86 246L83 247L84 250H86V249L87 250H90L88 253H86V254L80 253V251H79L80 249L79 248H81V247H79V246H77L78 248L76 247V249H75V247H73L75 250L78 249L77 252H79V254H77V252H76V254L75 253H72L71 254V253L65 252L66 251L65 248L69 247V249H70V247H72V245H75L74 243L77 240L74 243H72V240L74 241V238H72L73 237V234H72V237H68L69 240H70V238H72L71 241H69V243H68V240L66 241V240H64V238H61L64 241H66L64 243V241H61L59 239V237H58L59 234H58V232H56L58 229H56V231H55V226ZM199 225L195 226L196 228L193 229L194 230V233H195V231H197L199 229ZM204 225H203V230H205ZM230 225L231 224H229V227H230ZM233 225L235 226V228H237V226H236L235 223H233ZM233 225H232L231 228L234 227ZM244 225H242L243 227L242 226L241 227L247 232L249 230V227L250 226L248 225L249 227L247 226L245 228ZM252 225H254V224H252ZM175 226H178V225L176 224ZM78 227L81 228L82 231L79 232V228ZM164 227L166 228V230H165ZM213 227L214 226L212 225V228ZM229 227H227V228H229ZM51 228L54 229V232L57 233V235L55 237H58V239L61 241V242H59L58 240H56L57 238L56 239H53V241L54 240L57 241V242H55V244L56 243H61L60 244V246H61L62 244H67V243L70 244V242L72 243V244H70V246L67 244V246H65L64 248H62L64 250H60L59 247H57V251L59 249V251H61V253L59 251L57 253V251L55 249L56 246H57V244L55 245L53 243L55 245V248L53 247L54 250L52 249V246L50 244L52 240H50V237L47 238V234L49 233V231H50L49 229H51ZM171 228L173 230H171ZM174 228L176 229V231L174 230ZM207 228H206V230H207ZM212 228H210V229L213 230L212 232L215 235L216 233H214V232L215 231H218L217 230V226L214 227L215 229H212ZM252 228H253V229H251V230H253L252 233L253 234L255 233L254 236L255 235H256L255 237L259 236V234H260L259 232H261V231L256 230V231H258V232H256V231H254V227H252ZM84 229L85 230L87 229V231H85ZM200 229H202V228H200ZM218 229L220 231L221 227L219 228V226H218ZM222 229H223V227H222ZM224 229H223V231H225ZM45 230H46V232H45ZM75 230H78V231H75ZM208 230H209V228H208ZM233 230L234 229H232V231ZM237 230H240V228L237 229ZM244 230H243V232H244ZM40 231H42L41 236H43V233H44V237H43L44 239L42 240V243L43 242H46L47 240H50V242L49 241H47V242L49 243V245H50L51 248L48 246L47 243H46L47 246H44V244H43V246L42 245L39 246L38 242H36L37 239H38V237H39L38 232H40ZM51 231H50V233L53 234L54 232L52 233ZM58 231H59V233H61L62 230H58ZM240 231L242 233V230H240ZM240 231H238V232H240ZM67 232H66V234H67ZM184 232H186V231L184 230ZM204 232H202V233H204ZM233 232H235V231H233ZM45 233H46V239L47 240H45ZM62 233H64V232L62 231ZM210 233H209V235H211ZM218 233H220V232H218ZM228 233L229 234H227V232H226V234H227L226 235L221 230V234L223 236L225 235L226 237H228L229 240H230V242L232 240V241H234V244H235V242H238L235 245L238 244L240 247L243 246L241 244L242 242H241L240 239L242 238V236L244 235V233L241 234L242 236L240 235V233L239 234H235V233L232 234V232L231 233L228 232ZM257 233H259V234H257ZM55 234H53V235H55ZM66 234H65L64 237L66 239H68L67 236H66ZM185 234H187V237L186 238H185V236H186ZM205 234H208V233L205 232ZM213 234L211 235V237L213 236V239H214V235ZM250 234H249V236H251ZM261 234H262V232H261ZM61 235H64V234H60V236ZM202 235L205 236L204 234H202ZM220 235L218 234L217 238L215 236V239H218V237ZM246 235L247 234H245L244 236H246ZM48 236H49V234H48ZM68 236H70V235H68ZM240 236H241V238H240ZM55 237L53 236V238H55ZM259 237L261 238V240L257 237L256 238L257 239V243H259L258 242V239H259V241H262L264 243V241H263L264 236H263V238H262V235L259 236ZM202 238H204V237H202ZM205 238H208L209 239V237H206V236H205ZM243 238H245V237H243ZM251 238H253V237H251ZM40 239H42V238H40ZM40 239H38V241ZM213 239H212V243H213ZM227 239H225L226 242H227ZM219 240H222V239H220V237H219ZM219 240H217V241H219ZM223 240H224V238H223ZM217 241L214 240V243L213 244L217 243ZM239 241L241 242L240 244H239ZM245 241H244V245L247 243V241H246V243H245ZM251 241L250 240L248 241V242H250L249 243L250 245L248 246L249 248H251L252 245L253 246L256 245L255 242H253V241L251 242ZM254 241H256V240H254ZM102 242L100 241L98 243L101 244ZM189 242H191L193 244H191ZM210 242H211V240H210ZM223 242H222V244H223ZM33 243H37L38 244L39 247L38 248H35V250L37 249V251L31 250L32 249L31 248L32 247L31 244H33ZM219 243H221V241ZM219 243L217 245V248L220 249ZM228 243H229V241H228ZM253 243H255V244H253ZM90 244H92L94 246L91 247ZM213 244H211L209 246H212ZM29 245H31V247H28ZM101 245H103V244H101ZM258 245L259 244L256 245L257 248H258ZM260 245H262V243ZM223 246H225V245H223ZM223 246H222L221 249H225V248H223ZM227 246H229L231 248L229 250V253H227V254L232 253L231 252L232 249L235 250V249L240 248V247L235 248L233 245L232 246L234 248H232L231 247V243H230V245L227 244ZM227 246H225V247L228 248ZM245 246L247 247V244ZM253 246L251 248L252 251L254 250L253 249ZM256 246L254 247L255 250H258L259 249L258 251H260L261 248L263 249V247L257 249ZM34 247H37V246L34 245ZM246 247H243V248H246ZM28 248H31V249H28ZM249 248H247V249H249ZM215 249L216 248H214V250ZM221 249H220V251H221ZM25 250H27V251L28 250H31L32 252L29 251V253H27ZM70 250H73V249L71 248ZM84 250H81V252L83 251V253H85ZM241 250L244 251V249H242V247H241ZM52 251H54V252H52ZM67 251H68V249H67ZM217 251H219V250H217ZM236 251L238 252V250H236ZM236 251H235V253L237 254ZM258 251L257 252L256 251H253V252L256 253V254H258ZM224 252H225V250H224ZM224 252L222 254H224ZM249 252L251 253V250ZM262 252H264V250H262ZM250 253H249L248 256H250ZM227 254L225 253V255H227ZM242 254H244V253H242ZM242 254H241V257H243ZM253 254L251 256L254 257V258H256V256H258L257 258H259L262 255L260 252H259V254H261V255L258 254L256 256H253ZM246 255H247V253H246ZM262 256H264V253H263ZM245 257H247V256H245ZM254 258H253V260L250 259L253 262V264H254ZM243 259L245 260L247 258H243ZM243 259H242V261H243ZM247 262H249V261H247ZM263 263L264 262H262V264ZM244 264H247V263H244ZM248 264H250V262ZM259 264H261V263H259Z\"/></svg>",
    "mask_w": 264,
    "mask_h": 264
},
{
    "label": "rangeland",
    "instance_id": "374dc122",
    "mask_svg": "<svg viewBox=\"0 0 264 264\" xmlns=\"http://www.w3.org/2000/svg\"><path fill=\"white\" fill-rule=\"evenodd\" d=\"M17 1H19V0H3L2 1V5L0 6L1 7V9H2V11H0V18L2 17L3 18V20H2V18H1V21H0V25L2 26V24L4 25L3 27H5V25L7 26V25H9V24H7V23H10V25H12V23H11V21H13L12 19H13V17H15V19H14V21H19V23L21 22L22 23V25L21 26H23V28H26V29H23L22 27H19V28H17V29H19V30H14L13 28H11V26H8V28L10 27L11 29L9 30V29H6V27H5V29L6 30H8V31H6V30H4V32H5V34L6 33H8L7 35H9V36H12V32H14V34L13 35H15L16 33L15 32H25V33H29L31 30V32L29 33V35L31 36L33 33H35V34H37V30H38V33L39 34H37L38 35V37H36L37 35H32L31 37L32 38H43V36H44V40L45 41H48L47 40V38L48 39H50L49 40V42H47V43H49L48 45H47V43L44 41L43 42V44H46V46L48 47V49L45 47V45L43 46V44H42V46L40 47V48H38V46H33V47H31L32 45H29V47H31V48H33L34 49V47L36 48V49H40V50H52V53H55L56 51H58L57 52V54H58V56H61L62 55V53L63 54H65V53H67L69 50H70V53L72 54V56H73V52H74V54L77 52V51H79V52H77L75 55H76V57H80L79 55L81 54V57H83L82 55H84V57L87 55V54H85L86 53V51L88 50V49H86L87 48V46L86 45H88V47L89 46H91V47H89V51L90 52H95L96 51V49H94V47H96L97 48V50L99 49V50H103L104 49V47L106 46V45H104V43L103 42H106L105 41V39H104V32H105V29H106V27L107 26H109V25H112V24H115V22H119L120 21V17L118 18V16H120V14H118L117 12H114L116 15L118 14V16H116V15H114L113 14V12L111 13V11H108V10H106V4L108 3H119V2H121L122 0H78V1H81L83 4L84 3H87V4H84L85 5V13L83 12V11H80L81 13H79V11L78 10H74L73 11V9H72V7L73 6H71V4L69 3V1L68 0H36V2H35V0L33 1V0H20L19 2H17ZM48 1V2H47ZM58 1V2H57ZM62 1H64L63 3H62ZM67 1V2H66ZM84 1V2H83ZM87 1V2H86ZM90 1V2H89ZM92 1V2H91ZM94 1H96V2H94ZM103 1V2H102ZM126 1V3L128 4V5H135L136 4V2H137V0H125ZM141 1V3L138 1L137 3H138V5H142L143 7H142V9H141V11H139V12H137V14L138 15H140V16H143V17H145V18H147V19H151V20H153V21H158V22H161V21H166V22H168L171 26H173L176 30V32H177V38L178 39H180V40H182V42H184L186 45H188V46H186L187 48H189V49H191V47H189V45H191V42H192V44H194V42L195 41H199V42H201L202 44H204V45H202V48H204V49H207V50H209V49H211V50H214L217 46H220L221 47V49H220V54H222L223 55V57H224V54H225V52H226V57H224L225 58V61H227V63H224V59L221 61L220 59H219V57L221 56L220 54L219 55H217L215 58H212L211 56L212 55H210V57H209V59H208V57L206 58L205 57V62L206 63H211L212 62V60H214V61H216L215 59H217V62H222L223 64H228L229 62H232V63H234V61H235V58L234 57H236V55L238 54V52H239V54H242V55H247V56H251V54H256V57L257 56H260V54H261V56H262V58L261 57H257V58H261V65H263L264 66V64H262V62L264 61V55L262 54V52L264 51V36H263V34H264V0H255V2L253 3V1L254 0H230V3H229V0H210V1H207V0H173V2H172V0H140ZM147 1V2H146ZM188 1V2H187ZM194 1V2H193ZM221 2V3H218V2ZM226 1V2H225ZM231 1H233V2H231ZM240 1V2H239ZM242 1V2H241ZM263 1V2H262ZM21 2V3H20ZM54 2V3H53ZM94 2V3H93ZM102 2V3H101ZM135 4H134V3ZM146 2V3H145ZM183 2V3H182ZM197 2V3H196ZM211 2H213V3H211ZM224 2V3H223ZM228 2V3H227ZM235 2V3H234ZM239 2V3H238ZM259 2V3H258ZM262 2V3H261ZM17 3V4H16ZM27 3V4H26ZM61 3H62V5H61ZM92 3V4H91ZM104 3V4H103ZM175 5H174V4ZM205 3V4H204ZM209 3V4H208ZM234 3V4H233ZM245 3V4H244ZM20 4H22L21 6H20ZM50 4H51V7H50ZM64 4V5H63ZM90 4H91V6H90ZM96 4V5H95ZM99 4H100V6H99ZM158 6H157V5ZM167 4V5H166ZM188 4V5H187ZM222 4V5H221ZM10 5H11V7H10ZM26 6V8H25V6ZM36 5H38V6H36ZM53 5V6H52ZM57 5V6H56ZM60 5V6H59ZM151 5V6H150ZM165 5V6H164ZM173 5V6H172ZM206 5V6H205ZM225 5V6H224ZM243 5H244V7H243ZM4 6V7H3ZM9 6V7H8ZM14 6V7H13ZM16 6V7H15ZM29 6V7H28ZM31 6V7H30ZM86 6H88V7H86ZM93 6V7H92ZM155 6V7H154ZM201 6V7H200ZM209 6V7H208ZM232 6H234V7H232ZM238 6V7H237ZM255 6V8H253ZM25 9H24V8ZM191 7V8H190ZM205 7V8H204ZM257 7V8H256ZM6 8V9H5ZM37 8V9H36ZM71 8V9H70ZM88 8H90V9H88ZM93 8V9H92ZM95 8V9H94ZM101 8H103V9H101ZM105 8V9H104ZM197 8V9H196ZM0 9V10H1ZM3 9H5V10H3ZM8 9V11H6ZM11 11H10V10ZM14 11H13V10ZM29 9V10H28ZM31 9L33 10V11H31ZM91 9H92V12H90L91 11ZM97 9V11H99V12H96L95 13V10ZM127 9V8H126ZM125 9V10H126ZM148 9V10H147ZM185 9V10H184ZM248 9V10H247ZM251 9V10H250ZM20 10V11H19ZM25 10V11H24ZM27 10L29 11V12H27ZM39 10V11H38ZM49 10V11H48ZM54 10V11H53ZM103 10H105L107 13H105ZM162 10H164L165 12H162ZM195 10V11H194ZM254 10H256V11H254ZM16 11V12H15ZM73 11V12H72ZM76 11V12H75ZM94 11V12H93ZM143 11V12H142ZM231 11V12H230ZM234 11V12H233ZM10 14H9V13ZM16 15H14L13 13ZM18 12H20V13H22L23 15H24V13H25V15L26 14H30L29 16L28 15H22V14H19ZM38 12V13H37ZM83 12V13H82ZM100 12H103L104 14H107V16L109 17V19H108V17L107 16H104V14H100ZM110 12V13H109ZM125 13L124 14H127V13H129V11H124ZM2 13V14H1ZM6 13V16L4 15ZM18 13V14H17ZM33 13H35V14H33ZM41 13V14H40ZM70 13V14H69ZM90 13V14H89ZM180 13V14H179ZM186 14V15H184V14ZM189 13V14H188ZM211 13H212V15H211ZM8 14H9V17L10 18H8ZM33 16H35V17H33V18H35V19H33L32 18V15ZM65 14V15H64ZM73 14V15H72ZM75 14V15H74ZM79 14H80V16H79ZM85 14V15H84ZM93 14H95V15H93ZM99 14V15H98ZM151 14H153V15H151ZM156 14V15H155ZM191 14V15H190ZM219 14V15H218ZM256 14V15H255ZM1 15H3V16H1ZM13 15V16H12ZM40 15V16H39ZM77 15V16H76ZM83 15L85 16V18L83 17ZM91 15V16H90ZM112 15V16H111ZM160 15V16H159ZM184 15V16H183ZM222 17H221V16ZM22 16V17H21ZM81 16H82V18L83 19H85V20H81L80 18H81ZM96 16V17H95ZM99 18H98V17ZM148 16V17H147ZM177 16V17H176ZM179 16V17H178ZM198 16H200V17H198ZM217 16V17H216ZM219 16V17H218ZM240 16H241V19L242 20H240ZM252 16V17H251ZM7 17V18H6ZM12 17V18H11ZM21 17V18H20ZM25 17L27 18V20L25 19ZM79 17V18H78ZM88 17H89V19H88ZM111 17H113V18H111ZM114 17L116 18V19H114ZM197 17H198V19H197ZM216 17V18H215ZM258 17V18H257ZM18 18V19H17ZM19 18H20V20H19ZM42 18H44V19H42ZM94 20H93V19ZM96 18V19H95ZM154 18V19H153ZM165 18V19H164ZM200 18V19H199ZM213 18V19H212ZM221 18H222V20H221ZM245 18V19H244ZM6 19V20H5ZM11 19V21H9ZM23 21H22V20ZM29 19V20H28ZM81 20L80 21V23H79V21L78 20ZM105 19H108V21L106 20V22H104L105 21ZM111 19H112V23H111ZM164 19V20H163ZM215 19V20H214ZM219 19V20H218ZM5 20V21H4ZM28 21V22H24V21ZM34 20V21H33ZM78 21V23H77V21ZM89 20L91 21V22H89ZM96 20V21H95ZM98 20V21H97ZM190 20H191V22H190ZM225 20V21H224ZM9 21V22H8ZM30 21V22H29ZM36 21V22H35ZM39 21V22H38ZM42 21V22H41ZM71 21V22H70ZM86 22V24L88 23V24H91V26H88V25H86L85 24V22ZM104 23H103V22ZM193 21V22H192ZM201 21V22H200ZM239 21V22H238ZM252 21V22H251ZM3 22H5V24L3 23ZM38 22V23H37ZM45 22V23H44ZM83 22H84V24H83ZM97 24H96V23ZM102 22V23H101ZM107 22H110L111 24H109V23H107ZM171 22V23H170ZM221 22V23H220ZM231 22V23H230ZM240 22H242V23H240ZM28 23V24H27ZM34 24V23H36V24H34L33 25V27H31V29H30V26H32L31 24ZM63 23V24H62ZM73 23H74V25H73ZM93 23V24H92ZM99 23H101V24H99ZM192 23V24H191ZM244 23V24H243ZM24 24H25V26H24ZM58 24V25H57ZM75 24H77V25H75ZM104 24V25H103ZM105 24H106V26H105ZM179 24V25H178ZM250 24V25H249ZM30 25V26H29ZM38 26L37 27V29H36V26ZM44 27H43V26ZM61 25V26H60ZM83 25H84V27H83ZM96 25V26H95ZM102 25V26H101ZM188 25V26H187ZM198 25V26H197ZM203 25V26H202ZM0 26V32H3V30L1 29V28H3V27H1ZM29 26V27H28ZM50 26V27H49ZM63 26V27H62ZM77 26V27H76ZM81 26V27H80ZM86 26H88L87 28H91L92 26V28H91V31L89 30V29H87L86 28ZM99 26V27H98ZM197 26V27H196ZM209 26V27H208ZM212 26V27H211ZM216 26H217V28L219 29H217L216 28ZM238 26V27H237ZM240 26V27H239ZM258 26V27H257ZM261 26V27H260ZM13 27V26H12ZM48 27H49V29H48ZM61 29H60V28ZM76 27V28H75ZM99 28V29H97V28ZM103 27H105V28H103ZM179 27V28H178ZM187 27V28H186ZM242 27V28H241ZM22 28V29H21ZM42 28H44L43 30H42ZM52 28V29H51ZM83 28H85V29H83ZM95 28V30L93 31L92 29H94ZM100 28H101V31H100ZM178 28V29H177ZM201 28V29H200ZM209 28V29H208ZM212 28V29H211ZM252 28V29H251ZM36 29V30H35ZM55 29V30H54ZM75 29H77V30H75ZM86 29H87V32H85L86 31ZM186 29H188L187 31H186ZM195 29V30H194ZM245 29V30H244ZM262 29V30H261ZM29 30V31H28ZM34 30L36 31V32H34ZM44 30L48 33V34H46L45 32H44ZM52 30H54V31H52ZM59 30V31H58ZM65 30V31H64ZM80 30H81V33H80ZM85 30V31H84ZM98 30V32H96V33H94L95 31H97ZM200 30V31H199ZM214 32H213V31ZM248 30V31H247ZM27 31V32H26ZM43 31V32H42ZM57 31V32H56ZM78 31V32H77ZM90 31V32H89ZM180 31V32H179ZM185 31V32H184ZM189 31V32H188ZM209 31H210V33H209ZM179 32V33H178ZM182 32V33H181ZM200 32V33H199ZM212 32V33H211ZM237 32V33H236ZM45 33L46 35H43V34ZM51 33V34H50ZM52 33L54 34L55 33V38H56V40L55 41H57V43L56 42H54V43H52V41H51V37H53L52 36ZM56 33H58V34H56ZM68 33V34H67ZM76 33H78L79 34V36H78V34H76ZM88 33H89V35H88ZM100 33V34H99ZM103 35H102V34ZM215 33V34H214ZM220 33V34H219ZM254 35H253V34ZM259 33V34H258ZM11 34V35H10ZM42 34V35H41ZM50 34V35H49ZM64 34V35H63ZM65 34H67V35H69V37H66L67 35H65ZM84 34H87V37H86V35H84ZM94 34H96L95 36H94ZM97 34H98V36H97ZM186 34V35H185ZM190 34V35H189ZM197 34H199L200 35V37H197L198 35ZM223 34V35H222ZM234 34V35H233ZM39 35H41V36H39ZM61 36V37H58V36ZM63 35V36H62ZM76 35V36H75ZM81 35V36H80ZM91 35V36H90ZM93 35V36H92ZM102 35V36H101ZM189 35V36H188ZM197 35V36H196ZM207 35V36H206ZM220 35H222V36H220ZM260 35V36H259ZM45 36H47V37H45ZM48 36H51L50 38L48 37ZM57 36V37H56ZM85 36V37H84ZM90 36V37H89ZM99 36L100 37H102L101 39H99V41H98V38H99ZM188 36V37H187ZM194 36V37H193ZM216 38V40L214 39V37ZM217 36V37H216ZM219 36V37H218ZM228 36H230V38L228 37ZM252 36V37H251ZM257 36V37H256ZM78 37V40L76 39ZM81 37V38H80ZM92 37V38H91ZM212 37V38H211ZM222 37V38H221ZM254 37V38H253ZM57 38H61L60 39V42H59V39L57 40ZM65 38H67L68 40H66V41H69V42H66V44H65ZM71 38H73V39H71ZM94 38L96 39V41L94 40ZM191 38V39H190ZM218 38V39H217ZM249 38H250V40H249ZM211 39V40H210ZM219 39H221V40H219ZM234 39V40H233ZM252 39V40H251ZM52 40H53V38H52ZM64 40V41H63ZM74 40V41H73ZM83 40V41H82ZM88 40L91 42V44H90V42H89V44H88ZM95 42H94V41ZM102 40V41H101ZM224 40H226V41H224ZM248 40V41H247ZM62 41V42H61ZM72 41V42H71ZM95 43V44H93V42ZM187 41V42H186ZM203 41H204V43H203ZM208 41V42H207ZM253 41V42H252ZM74 42H76L77 43V45H76V43H74ZM78 42H79V44H78ZM85 42V43H84ZM96 42H98V44H96ZM100 42V43H99ZM101 42H102V44H101ZM211 43V45H210V43ZM222 42V43H221ZM226 43V45H225V43ZM245 42V43H244ZM58 43L61 45V47H62V43H64L63 44V46L64 47H67L68 45H70L71 46V48L70 49H67V48H65L64 50H62L64 47H60L59 45H58ZM68 43H70V44H68ZM80 43H81V45H80ZM217 43V44H216ZM219 43V44H218ZM55 44V45H54ZM83 44L85 45V46H83ZM94 46H93V45ZM101 44V45H100ZM207 44H208V46H207ZM230 44V45H229ZM58 45V46H57ZM67 45V46H66ZM97 45H98V47H97ZM215 45H217V46H215ZM228 45H229V47H228ZM244 45V46H243ZM40 46V45H39ZM51 46H52V48H51ZM69 46V47H70ZM74 46H75V48H74ZM77 46H79V48L77 47ZM102 46H104V47H102ZM209 46H211V47H209ZM223 46V47H222ZM231 46V47H230ZM238 46V47H237ZM243 46V47H242ZM53 47H56V48H61L60 50L61 51H63V52H61L59 49H54ZM82 47H84L86 50L85 51H83L82 50ZM102 47V48H101ZM206 47H208V48H206ZM227 47V48H226ZM252 47H254V48H252ZM263 47V48H262ZM42 48V49H41ZM43 48H45V49H43ZM76 48H78L77 50H76ZM83 48V49H84ZM93 50H92V49ZM223 48H225V49H223ZM233 48V49H232ZM238 48V49H237ZM243 48V49H242ZM245 48V49H244ZM250 48V49H249ZM253 50H252V49ZM35 49V50H36ZM68 51H67V50ZM223 49V50H222ZM230 49H232V50H236L237 51V53H236V51L234 52H232V50H230ZM248 49V50H247ZM27 50V49H26ZM29 50H31L30 48L27 50V51H29ZM74 50V51H73ZM98 50V51H99ZM221 50L223 51V52H221ZM243 50H244V52H243ZM255 50V51H254ZM257 50V51H256ZM259 50H261V51H259ZM55 51V52H54ZM72 51V52H71ZM231 51V53H227V52H230ZM249 51V52H248ZM254 51V52H253ZM23 53L25 52V51H22ZM22 52H20L19 54L21 55V53ZM59 52H61V55H59ZM83 54H82V53ZM89 52V55L91 54H93V52L92 53H90ZM248 52V53H247ZM69 52H68V54H66V55H69L70 54ZM88 53V52H87ZM234 53V54H233ZM245 53V54H244ZM251 53V54H250ZM264 53V52H263ZM89 55H87L86 57H88ZM227 55H229L228 56V58H232V56L234 55V61L232 60H230L229 62H228V58H227ZM70 56V55H69ZM219 56V57H218ZM231 56V57H230ZM246 56V57H247ZM223 57H221V58H223ZM226 58H227V60H226ZM219 59V60H218ZM239 59V58H238ZM263 59V60H262ZM208 60V61H207ZM236 60H237V58H236ZM211 61V62H210ZM204 62V63H205ZM236 62V61H235ZM231 63V64H232ZM264 63V62H263ZM159 66H160V64L159 63H157ZM230 64V63H229ZM175 65V66H174ZM178 65V64H177ZM175 63L174 64H172V66L170 65L168 68L169 69H167L168 70V74H169V76H171V75H173V74H175V72H178L179 73V70H182V66L180 67L179 65L177 66ZM181 65V64H180ZM176 67V68H175ZM178 67V68H177ZM259 67V66H258ZM262 67V66H261ZM260 67V68H261ZM173 70H172V69ZM175 69V70H174ZM262 69H263V71H264V68L262 67ZM170 70V71H169ZM246 70V69H245ZM245 70H243L245 73H246V71ZM258 70H259V68H258ZM243 71L241 72V73H243ZM250 71V70H249ZM171 72H173V73H171ZM231 72H232V74H235V76L237 75L235 72L233 73V71H227V74H229L230 73V75H226L227 77L226 78H230L232 75H231ZM237 72H238V74H240V71H238L237 70ZM247 72H248V70H247ZM226 74V73H225ZM248 74V73H247ZM246 74V75H247ZM176 75H179V74H177L176 73ZM176 75H174V76H176ZM244 73L243 74H241V76H246ZM236 77H240V75H238V76H236ZM151 82V81H150ZM147 83V87L148 88H152V90L154 91V94L156 95V94H159V93H161L160 91H162L163 92V88L161 89L160 87L162 86V84H160L161 86L159 87V85H157V84H155L153 81V83L151 82V83ZM98 83H100V82H98ZM152 84H154V85H156V86H158L157 87V89H156V87L153 85L152 86ZM147 87H146V89H144L143 91H142V93L143 92H147V93H149L148 91H147ZM153 88H155V89H153ZM159 89H161V90H159ZM139 91H141V90H139ZM152 91V92H153ZM158 91H159V93H158ZM152 92H150L151 94H152ZM141 93V92H140ZM140 93H138L137 95V98H139L140 97V101H141V98L143 97L144 99L146 98V97H144L145 96V94L143 93L142 95H140ZM146 93V96L147 95H149V94H147ZM150 94V95H151ZM144 95V96H143ZM149 97V96H148ZM64 99V100H63ZM69 99V98H68ZM71 99V98H70ZM69 99V100H70ZM57 100H59V102L57 101ZM60 100H61V103H60ZM65 101V100H67V98L65 99L64 97L62 98L61 97V99H56L55 101L56 102H54V104H55V106L53 105V108H52V106H51V108H49V109H47V111L45 110V111H43L42 112V110H41V113H40V110L39 109H37L36 108V110H35V108L33 107V106H31V105H28V104H26L25 102H23L22 100H20L19 98H17V97H14V96H11V95H6V96H2V95H0V104L1 105H7L6 107H4L3 106V108H1L0 109V125L3 127V125L5 126V132L4 131H2V127L0 126V132H3V133H6L7 131H9V132H7L6 134H7V136H8V133H9V137H6L5 135L6 134H3V133H0V140H1V142H2V140L4 141H7V138H8V141H9V143H10V141L13 139V140H15L16 141V143L18 144H20V145H22V147L20 146L19 148H24L23 150L25 151V153L28 151V149L30 148V146L29 145H31V144H35L36 142H38V143H36L35 145L36 146H38V148H36L34 145L32 146V147H34V148H36V149H39V151H38V153H39V156H41L40 158L41 159H39L38 158V156L36 157L35 156V158H34V155L35 154H32L33 155V159H29L31 156H28V155H30V154H28L27 155V153L25 154V155H27V157L28 158H25L24 156V154H22L20 157H18V159H20L21 160V162H22V160H23V162L22 163H24L23 165L25 166V162H30L29 164H30V166H29V164L28 163H26V166L25 167H33L34 168V166H36L37 167V165H38V162H40V161H43V155H42V151L44 150V149H46V150H44V151H49V152H52V155H54L53 156V158L55 159V161H53V164L54 165H58L60 168H62V169H64V168H66L64 171L65 172H67L68 174H66V176H68V177H75V175H77V176H80V174H82V175H85L86 176V174H88V172L90 171L89 169H91L90 167H89V169H88V171H87V168H86V171H85V173L86 174H84V173H82V172H84V171H82V170H84V167H82V165H85V167L86 166H89L90 164H92V165H90V166H94L96 163V166H100L101 167V169H99L100 167H96L99 171H102V172H100L101 173V175L104 173L103 171H108L107 173H106V171H105V175L104 176H102L100 179H101V181H100V179L99 180H97L98 179V177H100V176H98V170L97 169H94V167L92 168V170L91 171H93V172H90L89 173V175H87L88 176V178H89V176L91 177V178H97L96 180L97 181H99V182H106V183H109V184H111V186H112V182L115 184V180L113 179V178H115L116 180H117V176L116 175H118L119 177V179H120V173L121 174H123V175H121V178H123V180H124V182L127 184V186H126V188H125V185L123 186V185H121L122 187H123V189H122V187H120L119 185H120V183H124V182H122V181H119L118 182V180H117V185L115 184V185H113L112 187L115 189V191H114V189L113 188H111V189H113L112 190V192L114 191V195L116 194V195H118V196H120L121 198H123V200L125 199V202L127 203L126 205H125V203H123L122 202V205H123V209L125 210L124 212L125 213H129V211L130 212H132V209L135 207V209H136V211L137 212H142V205L144 206V208H145V205H148V204H150V206L151 207H149L148 206V208H149V210H147V206H146V210L145 211H147V212H145V213H148L149 211H153L152 210V208L154 209V210H156L157 208H158V210H156L157 212H160V213H166L167 211L169 212V214H165L166 215V217H169L170 218V221H171V223H172V225L171 224H169L167 221H165V220H169V218H165V215L163 216L162 214H160L161 216H160V218H162V219H164V222H163V224H164V226H165V224H169V225H171V227H177V229H178V231L180 232V228H181V230L183 231V232H181V233H187V232H190V233H187V234H189V236H191L190 237V239L188 238H186L187 237V234H185L186 236H185V238H186V241L188 242V241H191V242H193L194 243V245H196V246H198V244H199V246L201 247V248H206V249H210L211 247H213L212 248V251H215V252H217V253H223L224 252V250H225V252H224V254H220V255H223V256H225V257H227L228 255V259L230 258V255H232V257H233V259L231 260V261H233V262H237V260L238 261H240L241 262V264L243 263H249L250 262V264L252 263L253 264V262L251 261V260H253V258L254 257H252L251 255L254 253L253 251H258L259 249L258 248H261V247H263V249L262 250H264V243L262 242V241H259V239L261 240V238L259 237V236H261L262 235V238H263V236H264V220H263V218H264V216L262 215V213L264 214V177H262L263 175H264V158H256V159H254V161L252 162L251 160H247V159H241V160H234V161H227V160H221V159H218V158H216L217 160H219L218 162H217V160L216 161H214V159L212 160V161H210V162H212L211 164H210V162L208 161V160H205V162H201V161H204V160H201V159H199L198 158V160H197V157H195V158H191V160L189 161V160H187V163L186 164H184L183 166H179V164H181V161H182V159H181V161L180 162H178L179 160H180V158L181 157H179V156H175L174 158H172V160H168V162H166V160H164V159H156L155 157H152V156H150V155H147L144 151H142L141 150V148L139 147H137L136 146V144L134 143V142H132V140L129 138V137H125V135H124V138H123V135H122V133H120V132H118L117 133V131L116 132H114L115 130L114 129H112V127H111V125H109L111 128H107V127H109L108 126V124L106 125V123H108V121H112V122H115V120H117L116 118H117V116H118V114H120L121 115V111L122 110H120V109H118V108H116V110L117 111H119V112H116L114 109H115V105H113V104H110V108H108V106H109V104H108V106L106 107V109H104V107L103 108H100V109H96L97 111H93V110H91V109H88V108H86V107H84V106H81V104H80V102L78 103V102H75L74 101V104H73V107H74V105L77 107V106H79L78 108H76V107H72V103H73V101H72V99L70 100V101H72V103H70V102H68L67 103V101H69V100H67V101H65V104H63L62 105V103H64L63 101ZM138 99H136L135 101H137ZM143 100V99H142ZM3 101V102H2ZM10 103V104H9ZM13 103V104H12ZM16 103V104H15ZM59 104V105H56V104ZM76 103V104H75ZM8 104H9V107H10V109H8L9 107H8ZM68 104H71V105H68ZM77 104H79V105H77ZM14 105V106H13ZM15 105H16V107H15ZM65 105V106H64ZM66 105L67 106H69L68 107V109H67V107H66ZM83 105V104H82ZM111 105L112 106H114V109L111 107ZM13 106V107H12ZM20 106V107H19ZM56 106H58V107H65V108H63V109H65V110H61V107H60V113H58V111H59V108H57ZM70 106H71V109H70ZM81 106V107H80ZM15 107V109L17 108L20 112H22L24 115H25V117L27 118V120L28 121H30V123L31 124H33L35 127H37V128H35L36 130L34 131L33 130V132H32V127L31 126H25V125H23V123L19 120V118L15 115V112H16V110H14L13 111V108ZM84 107V108H83ZM4 108H5V110H4ZM21 108V109H20ZM57 108V109H56ZM74 110H73V109ZM81 109V111L82 110H84L85 108V110H84V112H83V114L84 115H87L86 116V118L88 119V117H90V115L92 116V112H93V116L95 117H91L89 120H91L89 123H91L90 125L88 124V121L89 120H86V121H84L85 119V116H83V114L81 115V113L82 112H80V109ZM108 108V109H107ZM111 108L113 109L112 110V115L109 113L110 111H109V109L111 110ZM51 109V110H50ZM52 109H56V110H58V111H56V110H52ZM69 110L68 112L70 113V115L72 114L70 111L71 110H73L72 112H73V119H74V117H76L75 119H74V121H72L73 119H72V117L69 115V113L68 112H66L67 110ZM75 109H79L78 111L77 110H75ZM102 109V110H101ZM104 109V110H103ZM4 110V111H3ZM23 110V111H22ZM39 110V111H38ZM49 110V111H48ZM88 110V111H87ZM108 110V111H107ZM2 111V112H1ZM13 111V112H12ZM53 113H52V112ZM63 111V112H62ZM104 111H106V113L104 112ZM115 111V112H114ZM4 112V113H3ZM8 113V116H7V113ZM20 112H16V113H20ZM46 112H47V114H46ZM48 112H49V114H48ZM54 112H56L57 113V115H56V113H54ZM66 113V115H62V114H65ZM75 112V113H74ZM77 112V113H76ZM79 112V113H78ZM88 112H90L91 114H89ZM96 112H99V113H97L98 114V117L96 118V116L95 115H97L96 114ZM103 112H104V114H103ZM110 114V117H109V114ZM114 112V113H113ZM6 113V114H5ZM67 113H68V116L69 117H67ZM94 113H95V115H94ZM116 113V114H115ZM11 114V115H10ZM15 116H14V115ZM52 114V115H51ZM88 114H89V116H88ZM108 114V115H107ZM117 115L116 116V118H114L113 117V119H112V117L111 116H113V115ZM2 115V116H1ZM56 115V116H55ZM76 115V116H75ZM78 115H80V116H78ZM103 115H105L104 117H103ZM123 115V114H122ZM7 116V117H6ZM10 116H11V118H10ZM13 116V117H12ZM18 116H19V114H18ZM59 116H61V117H59ZM63 116V117H62ZM66 116V117H65ZM82 116H83V118H82ZM101 116V117H100ZM3 117H4V120H3ZM14 117H16V118H18V120L16 119V118H14ZM66 119H65V118ZM102 118L101 119V122L99 123V121H100V118ZM118 117H120V116H118ZM10 118V119H9ZM12 118H13V120H15L14 122H10L11 120H12ZM68 118V119H67ZM79 118H81L80 120H78ZM99 118V119H98ZM6 119H8V120H6ZM72 119V120H71ZM92 119H94V120H92ZM108 119V120H107ZM110 119V120H109ZM115 119V120H114ZM12 120V121H13ZM102 120H103V122H102ZM106 122H105V121ZM17 121V122H16ZM19 121V122H18ZM72 121V122H71ZM84 121V122H83ZM92 121H93V123L95 122V124H97V125H93V126H91L93 123H92ZM98 123H97V122ZM110 121V123H112ZM86 122V123H85ZM2 123H3V125H2ZM4 123H7V125L6 124H4ZM8 123H10V124H8ZM15 123V124H14ZM18 125H17V124ZM102 123V124H101ZM105 125H104V124ZM22 124V125H21ZM84 124V125H83ZM101 124V125H100ZM10 125V126H9ZM12 125V126H11ZM15 127H14V126ZM20 125V126H19ZM99 125V126H98ZM7 126H9V127H7ZM16 126H19V127H23V128H19V127H16ZM101 126V127H100ZM103 126V127H102ZM14 127V128H13ZM24 127H27V128H25L24 129ZM30 129H29V128ZM9 128V129H8ZM12 128V129H11ZM16 128H17V130H16ZM20 130H19V129ZM32 128V129H31ZM40 128V129H39ZM8 129V130H7ZM12 130V132H10L11 130ZM24 129V130H23ZM41 129H43L44 130V132H43V130L41 131ZM108 129V130H107ZM4 130V129H3ZM25 130H27V131H25ZM22 131L25 133H22ZM29 131V132H28ZM16 132V133H15ZM20 132V133H19ZM13 134V135H11V134ZM14 133L15 134H17V135H14ZM116 133V134H115ZM119 133L121 134V135H119ZM20 134V135H19ZM24 134V135H23ZM53 134V135H52ZM115 134V135H114ZM26 135V136H25ZM53 137H52V136ZM5 136V137H4ZM16 137V138H14V137ZM17 136H19L18 137V140L20 141V142H22L23 140H26L25 142L23 141V144H25V143H27V145L25 144V145H23L22 143H20L19 141H17ZM23 136V137H22ZM118 136V137H117ZM120 136V137H119ZM122 136V137H121ZM5 138V139H3V138ZM20 137H22L23 138V140L20 138ZM9 138H12L11 140L9 139ZM187 138V137H186ZM188 139H191V138H188ZM12 140V141H13ZM32 141V143L30 142V141ZM131 140V141H130ZM183 140V139H182ZM187 139H185V141H186ZM193 141H194V139H192ZM192 140H187V141H192ZM36 141V142H35ZM92 143H91V142ZM180 142H182L181 140H179ZM185 141H183L182 143L184 144V146H185V144L187 143H185ZM14 142V141H13ZM12 142V143H13ZM31 143V144H29L28 145V143ZM86 142H88L87 144H86ZM106 142V143H105ZM3 143V142H2ZM2 143H0V144H2ZM15 143V142H14ZM13 143V144H14ZM16 143L14 144V145H12V146H15L16 145ZM39 143L41 144L40 146H39ZM83 143H85V144H83ZM91 143V144H90ZM105 144H107V145H105ZM189 144H191V145H193L194 146V144H196V142L194 143L193 142V144H192V142L191 143H189ZM10 145H11V143H10ZM43 145V146H42ZM47 145H48V147H50L49 145H51L52 147H50V150L49 149H47ZM191 145L189 146L188 145V143L186 144V146L185 147H187V146H189V148L191 149V151L195 154V152L196 151H194V150H196V145L193 147H191ZM2 146V145H1ZM18 146V145H17ZM24 146H26V148L28 147V149H26ZM42 146V147H41ZM45 146V147H44ZM16 147V146H15ZM40 147V148H39ZM55 147V148H54ZM108 147L110 148V151L108 150ZM0 148H2V150H4L3 148H5V147H0ZM43 148V149H42ZM53 148H54V150L55 151H58V152H55L54 150H53ZM189 148H185L186 150H185V152L186 151H188V149ZM192 148H194V150L192 149ZM42 151H41V150ZM59 149V150H58ZM189 149V150H190ZM2 150H0L1 152L0 153H2ZM9 150V149H8ZM111 150H112V152H111ZM5 151L6 152H8L9 153V151H7V149H5ZM4 151V152H5ZM29 151H30V149H29ZM28 151V152H29ZM63 151V152H62ZM67 153L66 155V157L67 158H70V156H71V161L69 160L68 161V159H66V157H65V152ZM141 151V152H140ZM191 151H189V153H192ZM2 153V154H0V155H2V156H0V161L1 162H3L4 161V159L5 158H8V154H6V152L5 153ZM41 152V153H40ZM53 152H54V154H53ZM59 152H60V154H59ZM62 152V153H61ZM114 152V153H113ZM117 152V153H116ZM143 152V153H142ZM37 153V154H38ZM56 153V154H55ZM64 153V154H63ZM69 153V154H68ZM70 153H72V155L70 154ZM110 153V154H109ZM119 154V155H124V157H126V161L125 160H123V159H125L123 156H119L118 155V159L116 158L117 157V155L116 154ZM187 153V152H186ZM3 154H4V156H3ZM36 154V155H37ZM41 154V155H40ZM114 154V157L112 156ZM8 155V156H7ZM55 155H57V156H55ZM61 155V157L59 158L61 161L64 159L62 156H64L65 157V159L61 162L59 159H58V157ZM70 155V156H69ZM79 155V156H78ZM115 155H116V157H115ZM6 156V157H5ZM69 156V157H68ZM84 156V157H83ZM127 156H128V158H129V160L131 159V160H135V162L137 163L136 165H134L135 163H134V161L133 162H131V163H133V165L129 162V160H128V158H127ZM2 157V158H1ZM22 157H23V159H22ZM74 157H76V158H74ZM79 157V158H78ZM86 157H87V159H86ZM92 157V158H91ZM178 159H177V158ZM36 158H38V159H36ZM53 158H50L51 159V161L53 160ZM75 159L76 160V162H75V160H74V164H77V165H81V169H80V167H78L77 165H75L74 167H72L73 168V170L75 169V170H80L81 172H79V171H76V172H74L73 171V173H72V170L70 171V169H72L71 167L69 168L68 166H71V165H69V164H71V163H73V161H72V159ZM81 159V160H78V159ZM88 158H89V160H88ZM90 158H91V160L92 161H94V162H92L91 161V163H90ZM95 158V159H94ZM119 158H121V159H119ZM2 159V160H1ZM26 159V160H25ZM84 159V160H83ZM173 159H176V160H173ZM196 159V160H195ZM29 160V161H28ZM57 160L58 161H60L61 163H56L57 162ZM68 161V163H66V161ZM98 160V161H97ZM100 160V161H99ZM128 160V161H127ZM163 160L165 161V162H163ZM200 160V161H199ZM32 161H34V162H32ZM80 161V162H79ZM87 162L88 163V165H86V164H83V163H85V162ZM97 161V162H96ZM169 161H173V162H175V163H173V162H171V163H169ZM207 161H208V163L209 164H207ZM222 161V162H221ZM260 161V162H259ZM31 162H32V164H35V165H33L32 166V164H31ZM56 164H55V163ZM63 162H65L63 165H65L66 164V166L64 167V166H62V163ZM96 162V163H95ZM100 162V163H99ZM226 162H227V164H226ZM78 163H81V164H78ZM90 163V164H89ZM95 163V164H94ZM99 163V164H98ZM178 165H177V164ZM203 163H206V164H203ZM253 163H254V165H253ZM260 163H262V164H260ZM28 164V165H27ZM68 164V165H67ZM140 165V168L142 167V169H143V173L145 174L146 172H144L145 171V169H147V168H149V170H151L150 171V175H151V179L149 180V177H147L146 178V176L145 175H143V174H141L137 169H138V167H136L137 165ZM193 164H199L200 166H202V168H197V167H195ZM237 164H241V167H238V168H234L235 167V165H237ZM258 164V165H257ZM61 165V166H60ZM111 166V170H112V166H113V170L111 171L109 168H110V166ZM262 165V166H261ZM76 166H77V168H79V169H77L76 168ZM106 166H107V168L111 171L110 173L112 174L113 172H116L114 175V177H113V174H112V176H111V178H109L110 177V173H109V170L106 168ZM179 166V167H178ZM257 166V167H256ZM102 167H105L106 169H102ZM116 168V170H115V168ZM118 167V168H117ZM144 167H145V169H144ZM226 167H232L231 169H226ZM120 168V169H119ZM139 168V170L141 171L142 169H140ZM94 169V170H93ZM122 169H123V171H122ZM192 169H194V171H205V172H218V173H224V174H230V173H235V172H237L238 173V171H242L245 175H247V177H249V179H250V181H251V183H252V185H253V197H254V200H255V204L256 205H258L257 207L254 205V203L250 200V202H251V204L248 202V200H249V198H248V196L246 197V195L248 194V191H247V187H246V184L245 183H243L244 184V186L245 187H242V183H241V181H240V183H241V187L239 186L240 184H238L239 183V179H241L242 180V178H238L237 176H239V175H237V176H235L234 178H236V179H231L233 182H234V180H237V182L235 181V184H238V188H236V189H238L237 191H238V193H239V195H237V196H229L228 195V193L226 192V190H225V193H224V191H222V190H220V189H223L224 187V189H226V187L228 186V185H232L233 184V182L231 183V181L227 178V180H224V181H226V182H224V181H222L221 182V184H222V186H224L223 188H222V186H221V184H219L220 183V179L222 178V179H226V178H223V177H221L220 179H219V177L220 176H218V178L216 177V179H218V180H214L213 178V181L214 182H211L210 183V186L208 187V185H209V181H212V180H210V179H205L203 182H202V184L203 185H201V186H203V188L201 187V186H198L197 188H195V187H193V185H192V183L190 182V184L188 183H186V182H188V181H186V180H188V176L190 175L191 176V172H192ZM98 172H96V171ZM149 170L147 169L146 171H148L149 172ZM240 171V172H241ZM70 172V173H69ZM95 172V173H94ZM123 172H125V174L123 173ZM128 172V174H130V175H126V173ZM131 172V173H130ZM136 172V173H135ZM142 172V171H141ZM148 172H147V176L149 175L148 174ZM1 174H0V177L3 179H5V181L3 182L4 184H6L5 186L7 187L8 186V183H10V182H12V183H10L11 185H9V186H12L13 185V190H14V188H16L15 190H18V191H21L20 193L21 194H26V196H24V198H23V195L20 197V198H23V200H24V203L23 204H20V205H23L24 206V204L26 205L25 207H27V204L25 203V201L27 200V198H29V194H32V193H35L36 195H38L40 192H43V191H45V193H46V190L43 188L44 187V183H38V185H40L41 187H42V189H40V187L38 186L37 188H39V189H37L36 188V186H37V183H36V186L34 185V188H31V186H33V184H30V182L28 183V182H23V184L21 183L22 181H20V185L22 184V187H20V185H19V187L17 186L18 184H16V183H18L17 181H15L14 183H15V185L13 184V179H16V178H14V177H16L15 176V174H14V176L13 177H11L12 175H10L9 174V176H10V178L12 179V180H10V178L7 176L8 174H5L4 172V174L2 173V171L0 172ZM74 173H75V175H74ZM78 173V174H77ZM93 173V174H92ZM119 173V174H118ZM138 173H139V175H138ZM193 173V172H192ZM262 173V174H261ZM3 174V175H2ZM94 174H96V175H94ZM108 174H110V175H108ZM142 176H144V178H146V179H148L147 181L143 178V177H141V175ZM95 177H94V176ZM135 175H136V177H135ZM76 176V177H77ZM122 176H124V177H122ZM131 177L132 179H130L129 177L128 178H126V177ZM190 176H189V178H190ZM6 177H7V179H6ZM80 177H82V176H80ZM84 177V176H83ZM161 177H163L162 179L163 180H166V183H168L169 184V186H168V184L166 185L165 183L164 184H162L163 182H161ZM241 177V176H240ZM1 178H0V180H1ZM84 178H87V177H84ZM133 178H136L135 180H137V182L136 181H133L134 179ZM138 178V179H137ZM141 178V179H140ZM263 178V179H262ZM3 179V180H4ZM8 179H9V181H8ZM105 179V180H104ZM108 179H110V181L108 180ZM128 179H130V180H132V182L129 180L128 181ZM158 179H160L159 181V183H158ZM221 179V180H222ZM2 180V181H3ZM17 180V179H16ZM112 180H114V181H112ZM125 180H127V182L125 181ZM140 180H145V182H143V181H140ZM153 180H154V182H153ZM8 181V182H7ZM109 181V182H108ZM138 181H140L141 182V184H140V182H139V184H138ZM149 181V182H148ZM150 181H152V182H150ZM186 181V182H185ZM217 181H219L218 183H217ZM228 181V182H227ZM229 181H230V183H229ZM129 182H131L132 184H129ZM135 184H134V183ZM147 182H148V184H147ZM186 183V185H187V187H185V186H183L185 183ZM204 182H205V185H204ZM208 182V183H207ZM2 183V182H1ZM33 183V182H32ZM143 183V184H142ZM145 183V184H144ZM149 183L151 184V185H149ZM182 183H183V185H182ZM206 183L208 184V185H206ZM216 183H217V185H216ZM225 183V184H224ZM25 184V187H27L26 189H25V187L23 186ZM27 184V185H26ZM28 184H29V186H28ZM108 184V185H109ZM128 184L129 185H132V186H136L135 188L133 187V188H130V187H132V186H128ZM134 184V185H133ZM137 184H138V186H142V185H146V186H148V188L149 189H152V187L151 186H153L154 188H153V190H150L151 191V194L153 193H157V192H159V193H157L156 194V197H159L158 198V202H156L155 201V205L154 204H151V202L150 201H148L147 202V200H146V197L144 196V198H145V200L146 201H144L143 199V194H139V193H137V197L138 198H136V191L138 190L137 188H138V186H137ZM212 184V185H211ZM214 184V185H213ZM219 184V185H218ZM227 184V185H226ZM48 184H46L45 186H47ZM170 185H172L173 186V188H175L176 186H177V189H172V187L170 186ZM182 187H181V186ZM216 185V186H215ZM226 185V186H225ZM8 186V187H9ZM16 186V187H15ZM49 186V185H48ZM47 186V187H48ZM50 186H52L51 188H53L54 186H55V184H54V186H53V184H51ZM118 186V187H117ZM175 186V187H174ZM189 186V187H188ZM235 186H237V185H235ZM7 187V188H8ZM127 187H129L130 189H136V191H131L132 193H130V191H128V192H126L127 190H129V188H127ZM181 187V188H180ZM199 187L201 188V189H199ZM212 187L214 188V190L212 189ZM216 187H220V189H218V188H216ZM20 188V189H19ZM21 188H23V189H21ZM110 188V187H109ZM116 188H117V190L119 189V188H121L122 190H124V191H122V192H124V193H126V194H122V192H120L121 194H119V192H117L116 191ZM171 188V189H170ZM179 188V189H178ZM206 188H208V190L206 189ZM212 189V190H210V189ZM216 188V189H215ZM240 188H241V191H240ZM246 188V190H242V189H245ZM10 189V188H9ZM28 189H32L31 191L30 190H28ZM33 189H35V190H33ZM44 189V190H43ZM47 189V188H46ZM121 189H119L118 191H121ZM125 189H126V191H125ZM223 189V190H224ZM257 189H259V191H260V193H259V195H257L256 194V191H257ZM14 190V191H15ZM23 190H26V191H30L29 192V194H27L28 192H26V191H23ZM37 190V191H36ZM39 190V191H38ZM50 189L48 188L47 189V191H49ZM51 190H53V192H54V188L53 189H51ZM171 190H173V191H171ZM199 191L198 193L197 192H195V191ZM207 190V191H206ZM217 190H220V191H218V192H220V193H218L217 192ZM35 191V192H34ZM155 191H157V192H155ZM201 191V192H200ZM202 191H203V193H202ZM205 191V192H204ZM215 192V195L216 194H218L219 196H220V194H222L221 195V197H225V200L222 198V200H221V198H219L218 197V195L217 196H215L213 193ZM240 191V192H239ZM242 191H245V193H247V194H245V195H243L244 193L242 192ZM247 191V192H246ZM24 192V193H23ZM26 192V193H25ZM52 192V191H51ZM53 192H52V194H53ZM117 192V193H116ZM211 193V198H212V201L214 202L215 200L217 201V202H214V205L211 203L212 201H210L211 200V198H210V193ZM221 192H223L224 194H225V196H224V194L223 193H221ZM134 193H135V195H134ZM141 193V192H140ZM184 194V196H182L183 194ZM186 193H187V195H186ZM195 193H197V196L195 197L194 196V198H193V195L192 194H195ZM205 193V194H204ZM209 193V194H208ZM35 194H34V196H35ZM40 194H42V193H40ZM58 195V196H56L58 199H62V198H64V197H62L61 196V194L60 193H56V191H55V193H54V195ZM155 194H154V196H152V197H155ZM175 194V195H174ZM181 194V195H180ZM206 196H204V195ZM207 194V195H206ZM241 194V195H240ZM27 195H29V196H27ZM43 195V194H42ZM44 195H46V194H44ZM48 195H50L51 196V198H49L50 200L51 199H53V200H51L52 202L54 201V197L49 193V194H47V196ZM115 195V196H116ZM129 195H131V198H133V201L132 200H130V199H128V197H129ZM134 195V196H133ZM140 197H139V196ZM160 195V196H159ZM200 195H202V197L200 196ZM50 196H48V197H50ZM125 196V197H124ZM167 196H170V198L172 197L173 199H174V197H176L177 199L176 200H178L179 202H182L183 201V203H185V202H189L192 198L194 199H192L191 200V202H194L195 201V204H197L198 205V203H199V205L201 204L202 206H203V203H204V200L205 199H209V200H206L205 202L206 203H208V201H210L208 204L209 205H213V206H216V205H218V204H220V206H219V209H216V210H219V211H221L220 210V208L222 209V212H223V210H224V212H223V214L224 215H222V220L223 221H229V220H231V221H234V220H232L231 218H233V214H235V215H237V216H235V217H237L236 219L240 222V223H242V221L245 219V223H248V222H250L249 220L250 219H248V217L251 215V217H258L259 215L257 214V212L256 211H258L259 213H261V211H262V213L260 214V220L257 218V220H255V222L254 223H251V226L249 225V223H248V225L251 227H249L247 224H242V225H244L245 226V228L248 226L249 227V230L251 231H245L241 226H237V223L236 222H233V223H235L236 224V226H237V228H235V226L233 225V223H229V224H231L230 225V227H229V224L228 225H224V224H227V223H224V222H222V220L220 219V220H218L219 218H220V216L218 217V216H214V215H217V214H219L220 215V213L221 212H216L215 211V209H212V210H214V212H211L210 213V211L211 210H209L208 208H210L209 206H208V208H207V204L205 203V206H206V208L208 209H206V211H209V213L207 212V213H204V210H201L202 212H203V216H201V215H199V213L201 214L202 212L201 211H199V209H200V206H198L197 207V205H195L194 203H191V202H189V203H185V205L183 204H181L180 206L181 207H177V204L179 203L178 201H176L175 199H174V201H173V199H170L169 197H167ZM180 196H181V198H180ZM187 196V197H186ZM209 196V197H208ZM217 197V198H215V197ZM227 196H229L230 198H227ZM27 197V198H26ZM30 197H33V194L30 196ZM53 197V198H52ZM56 197H55V199H56ZM62 197V198H61ZM142 197V198H141ZM160 197L162 198V199H165V201L166 202H164V204H160V206L161 205H163L162 207H160V211H159V207L157 206V205H159L158 203H160V202H162V201H164V200H162V199H160ZM165 197H167V198H169L171 201H172V205H175V207H173V208H175V209H173L172 210V213H171V211H169V210H171L172 209V207L170 206L171 204V202H169L170 200L168 199V200H166V198ZM182 197H183V199H182ZM188 197H190L191 199H189ZM200 198V200H198V203H197V199H199ZM205 199H204V198ZM208 197V198H207ZM214 197V198H213ZM240 197V198H239ZM244 197H246V198H244ZM2 198V197H1ZM0 198V201L1 200H3V201H1V203H0V209L1 208H3L2 210H4V208L5 207H3L2 206V204L4 203L5 204V202H7V200L5 201L4 199L5 198H2L1 199ZM19 198V199H20ZM130 198V197H129ZM186 198H188L187 199V201H186ZM201 198H203V202H202V199ZM218 198H219V201H218ZM234 199V200H232V199ZM235 198H239L238 199V201L235 199ZM242 198H244V199H242ZM19 199H17V201L18 202H16L15 200L12 202L11 201V205L13 206V207H15L16 206V204L17 205H19V202H23V201H19ZM29 199H31V198H29ZM32 199H34V198H32ZM127 199V200H126ZM134 199L136 200V202H134ZM137 199H140L141 201H139V203H138V201H137ZM156 200H157V198H155ZM196 199V200H195ZM71 200V199H70ZM69 199L67 200V201H70ZM122 200V199H121ZM130 201V203H129V201ZM149 200V199H148ZM159 200H160V202H159ZM162 200V201H161ZM185 200V201H184ZM231 200V202H228V201H230ZM246 200V201H245ZM5 201V202H4ZM29 201V200H28ZM57 201V203H55V201H54V203H55V205H54V208H56V210H57V207L56 206H58V208L60 209V207H66V208H64V209H66L67 211H70L68 214H70V213H74V212H72L71 210H73L74 211V209L73 208H78L77 206H79L78 205V203H74L75 201H73V200H71V205H68L67 206V204H69V202L68 203H66V202H64V200L62 199L61 201L60 200H56ZM58 201H60L61 203H62V201H63V204L64 205H66V206H62L63 204H61V203H59ZM73 201V202H72ZM167 201L169 202V204L167 203ZM220 201H222V203L220 202ZM225 201V202H224ZM233 201V202H232ZM236 201V202H235ZM244 201V202H243ZM133 202V203H132ZM142 202V203H141ZM143 202H145V204L143 203ZM147 202V203H146ZM175 202H177V203H175ZM219 202V203H218ZM247 202V203H246ZM12 203H15V204H12ZM53 203V204H54ZM134 203H135V205H139V207H137V206H134ZM137 203V204H136ZM140 203L142 204V205H140ZM163 203V202H162ZM166 203V204H165ZM175 203V204H174ZM218 203V204H217ZM225 203V205H223ZM226 203H228L229 205H226ZM232 203V204H231ZM233 203H235L236 204V206H235V204H233ZM3 204V205H4ZM35 204H37V203H35ZM58 204V205H57ZM61 204V205H60ZM72 204H74L76 207H72L71 208V206H73ZM128 204H130V205H128ZM133 205V208H130L132 205ZM189 204H193L194 206H195V208H194V206L193 205H190L189 206ZM222 204V205H221ZM230 204L233 206V207H235V209H233L232 208V206L230 207V208H228V206H230ZM247 204H248V206H247ZM6 206L8 205L7 203L5 204ZM4 205V206H5ZM40 205V204H39ZM125 205V206H124ZM165 205H167V206H165ZM238 205H240V206H238ZM242 205H244L245 207H243ZM38 206V205H37ZM42 205H40L39 206V208H42L41 207ZM83 206V205H82ZM82 206H80L79 208H80V210H81V208H82ZM129 207V210L128 211H126V209H128V207ZM184 206V207H183ZM201 206V207H202ZM226 206V207H225ZM254 206V207H253ZM9 207V206H8ZM68 207H70V208H68ZM140 208V211H138L139 209H137V208ZM157 207V208H156ZM165 207H169V208H171V209H166ZM185 207H189V208H185ZM193 207V208H192ZM197 207V208H196ZM237 207V208H236ZM53 208V209H54ZM84 208V207H83ZM183 208H185V210H183ZM199 208V209H198ZM211 208H213V207H211ZM214 208H216V207H214ZM239 208V209H238ZM245 208H246V210H245ZM248 208V209H247ZM255 208H256V210H255ZM260 208H262V209H260ZM8 209H11V208H8ZM42 209H44V207L42 208ZM41 209V210H42ZM52 209V210H53ZM69 209V210H68ZM164 209V210H163ZM167 211H166V210ZM177 209H179V210H177ZM195 209V210H194ZM202 209V208H201ZM205 209V208H204ZM226 209L229 211V212H227L226 211ZM230 209V210H229ZM233 209V210H232ZM244 209V210H243ZM261 211H260V210ZM2 210H0V211H2ZM6 210V209H5ZM4 210V212H7V211H9V210H7V211H5ZM55 210V211H56ZM62 210V209H61ZM66 210H62V211H65L66 212ZM75 210H77V209H75ZM79 209L77 210L78 212H83L82 210L80 211ZM84 210V209H83ZM134 210V209H133ZM177 210V211H176ZM181 210H183L182 212H181ZM237 210H240L241 211V213H242V215H240L241 213H240V211L238 212V214H237V212L235 213V211H237ZM44 211V213H40V214H45V211H49V210H46V209H44L43 210ZM42 211V212H43ZM54 211V210H53ZM52 211V212H53ZM54 211V212H55ZM77 211H76V215H79L78 213H77ZM136 211H134V213L136 212ZM164 211V212H163ZM178 213L179 212V214L177 215V217H180V216H182V217H184V215L185 214H187L184 218H186L187 217V219H189V221L193 224V223H195L196 221L199 223L200 222V219L202 218H205L204 216H205V214H206V217L208 216V219H206V220H209L210 221V223H215V224H212L214 227L215 226H217V230L218 231H215L214 233H218V232H220V233H218L219 235L221 234V230H222V232H224L225 234H226V232H227V234H229L228 232H232V234H239L240 233V235L241 234H243L244 233V235L245 234H247L246 236H242V238H241V236H240V240H241V242L239 241V244L241 243L243 246H241L242 247V249H244V251L243 250H241V247L237 244V245H235L236 243H238V242H235V244H234V241H232L231 240V242H230V240H229V238L228 237H226L225 235V237L221 234L219 237H220V239H222V240H219V237H218V239H215V236H216V238H217V236H218V234L216 235H214L213 234V230H211L210 228H212V225L211 226H209L210 224L209 223H207L208 224V228H209V230H208V228H207V230H206V228H205V225H204V223H203V225H204V228H205V230H203V225L202 226H200L199 224H197V225H199V229L197 230V231H195V233H194V228H196L195 226H197L196 225V223H195V226H194V224H193V226L190 224V222H188V220H180V219H177V221H176V218L175 217H172L173 215H175V214H173V213H176V212ZM226 211V212H225ZM231 211H233V214H232V212ZM244 211V212H243ZM246 211H248L247 213H246ZM252 211V213H253V216H252V214L250 213V212ZM50 212H51V210H50ZM52 213L53 215H55L57 212H59V213H57L58 214V216H61V218L63 217L64 218V215L63 214H65V217L67 216L66 214L67 213H62L61 214V211L60 210H57L56 211V213ZM123 212V213H124ZM136 212V213H137ZM144 212H142V213H144ZM181 212V213H180ZM188 212H190V213H188ZM195 212V213H194ZM231 212V218L230 219H228V220H226V219H224V216L226 215V214H229ZM48 213V212H47ZM47 213L45 214L46 215V219L47 218H49V220H47V221H51V222H53V220L55 219L56 220V218L58 217L57 215H56V217L55 216H52L53 218H52V220H50V217H48V215H47ZM191 213L195 216V214H196V216H195V219L197 218V217H199L198 219H199V221L198 220H196V221H191ZM213 213V214H212ZM215 213V214H214ZM248 213H249V215H248ZM256 213V214H255ZM48 214H51V213H48ZM61 214V215H60ZM173 214V215H172ZM181 214V215H180ZM211 214L214 216V218L216 219V221H215V219L213 218V216H211ZM243 214H245V216H246V218H244L245 216L243 215ZM255 214V215H254ZM74 215V214H73ZM75 215V216H76ZM80 215L82 216V214L80 213ZM80 215L79 216H76L77 217V221H78V218H80ZM159 215V214H158ZM180 215V216H179ZM248 215V216H247ZM258 215V216H257ZM41 216V215H40ZM44 216V215H43ZM43 216H41V218H42V222H43V219H44V221L46 220L45 219V216L43 217ZM176 216V215H175ZM194 216H193V218H194ZM214 219V222L212 221V219H211V217ZM228 217H229V215H227ZM238 216H240V217H238ZM263 218H262V217ZM72 217V215L70 214V217H69V215H68V218L72 221L73 220V222L75 223V221H74V216H73V218H71ZM189 217V218H188ZM191 217V218H190ZM235 217L233 218V219H235ZM241 217H243V219L241 218ZM58 218H60V217H58ZM57 218V219H58ZM67 217L66 218H64L65 220L66 219H68ZM171 218H175V219H173V220H175V222H177V223H175V224H173L174 223V221L173 220H171ZM183 218V219H184ZM239 218H241V219H239ZM250 218V217H249ZM262 218V219H261ZM69 219L67 220L69 223H70V221H69ZM158 219H159V217H158ZM159 220L160 222H162L163 220ZM201 219V220H202ZM62 219H60L59 221H61ZM80 220L82 221L83 219H81L80 218ZM178 220H179V222H178ZM194 220V219H193ZM218 220V221H217ZM247 220V221H246ZM262 221V223L263 224H261L262 226H261V228H258L257 229V227H259V226H257V225H259L258 223H261V222H259V221ZM58 220L57 221H55L54 223H56V225L57 224H60L61 226H65L66 224H69L68 222H66V221H64V222H59ZM169 221V222H170ZM184 221H186V222H184ZM236 221V220H235ZM251 221H253V220H251ZM258 221V223H257V225H255V223ZM59 222V223H58ZM66 222V224L64 225V223ZM90 222V221H89ZM182 222H184V223H182ZM202 222H204V221H202ZM217 222V223H216ZM222 222V223H221ZM44 223V222H43ZM78 223H79V221H78ZM91 223V222H90ZM188 223V224H187ZM219 223V224H218ZM224 223V224H223ZM77 224V223H76ZM92 224V223H91ZM91 224H89V226H91ZM167 224V226L170 228V226ZM178 225V226H175V225ZM189 224H190V226H192V231H193V234H196L197 232L199 233H197V235H200V238L201 239H199L200 240V242L202 241V239H206L207 240V246L205 245V241L203 242V243H198L199 242V240H197L198 238H199V236L197 237H193V234H191L192 233V231H191V227H188L189 226ZM252 224H254V225H252ZM59 225V226H60ZM71 225V224H70ZM73 226L75 225V224H72ZM71 225V226H72ZM93 225H95L94 227V229H96L97 227H96V224H92V226L90 227V229L93 227ZM162 225V223L159 225V226H161ZM225 227H224V226ZM232 225L234 226L233 228H231L232 227ZM239 225V224H238ZM55 226V225H54ZM58 226V227H59ZM67 226H69V225H66V227L64 228L65 230H67L68 228H67ZM76 226V225H75ZM75 226L74 227H69V229L68 230H70V228H72L73 230H74V228H75ZM78 226V225H77ZM86 226V227H85ZM85 226H83L82 225V227H84V228H89V226H88V224L87 225H85ZM207 226V225H206ZM218 226H219V228L221 227V229H220V231H219V229H218ZM58 227L57 226H55V231H56V229H58ZM162 227V228H161ZM161 227H159L160 229L159 230H161L162 231V229H163V225L161 226ZM212 228V229H215V228ZM222 227H223V229L225 230V231H223V229H222ZM227 227H229V228H227ZM252 227H254V231H256V230H258V231H261L262 232V234H261V232H259V233H257V234H259V236H257L259 239H258V242L259 243H257V237H255L254 236V234L252 233V231L253 230H251V229H253ZM62 228V227H61ZM67 228V229H66ZM79 228V227H78ZM77 228V229H78ZM87 228V229H88ZM165 228V227H164ZM168 228V229H169ZM200 228H202V229H200ZM240 228V230H242V233H241V231L240 230H237V229H239ZM64 229H58V230H62L64 233H62V231H61V233H59V231L57 230L56 232H58V234H59V239L61 240V241H64V240H68V243H69V241H71V239L72 238H74V241L72 240V243H74L76 240V242L74 243L75 245H72V247H70V249L72 248L73 250H70L69 249V247H67V248H65L66 249V251L65 252H68V253H75L76 254V252H77V250H75L76 249V247L77 246H79V247H81V248H79L80 250V253H82V254H86V253H88L90 250H84L83 249V247H87V246H89L88 244L87 245H84V241H80L81 239H79L80 237H84L83 236V234H85V232H83L82 231V229L81 228H79V232L80 231H82V233L80 234V233H78V237H76L73 233H74V231L73 230H71V234H69L70 232L68 231H64ZM81 229V230H80ZM87 229L85 230V231H87ZM94 229H92V230H94ZM167 229V230H168ZM228 231H227V230ZM232 229H234L233 231H235V232H233L232 231ZM237 231H236V230ZM52 233L54 232V229H49ZM48 230V231H49ZM92 230H88L87 231V233L88 232H93ZM165 230H166V228H165ZM171 230H173L172 228H171ZM174 230L176 231V229L174 228ZM184 230L186 231V232H184ZM230 230V231H229ZM243 230H244V232H243ZM50 231H49V236H48V234H47V238L48 237H50V240H52L53 241V239H56V240H58L59 242H61L59 239H58V237H55L56 235H57V233L56 232H54L53 234H55V235H53V234H51L50 233ZM75 231H78V230H75ZM95 231H98V230H95ZM94 231V232H95ZM201 231V232H200ZM206 233H208V234H205V232ZM238 231H240V232H238ZM258 231H256V232H258ZM45 232H46V230H45ZM66 232H67V234H66ZM94 232L92 233L93 235H94ZM202 232H204V233H202ZM211 232V233H210ZM238 232V233H237ZM87 233L85 234V235H87ZM90 233H88V236L90 235H92V234H90ZM96 233L97 232H95V235H96ZM204 234L206 237H209V239L208 238H205V236H203L202 234ZM209 233L212 235H214V239H213V236L211 237V235H209ZM251 235V236H249V234ZM17 234V233H16ZM38 234H39V237H38V239H40V238H42V239H40L39 241H38V239H37V241L36 242H38V244H39V246H43V244H44V246H47L46 245V243L48 244V246L50 247V245H49V243L47 242V241H49L50 242V240H47L46 239V233H45V240H47L46 242H43L42 243V240L44 239L43 237H44V233H43V236H41V234H42V231H40V232H38ZM51 234V235H50ZM60 234H64V235H61L60 236ZM65 234H66V236H67V238L68 237H72V234H73V237L72 238H70V240H69V238L68 239H66L64 236H65ZM226 234V235H227ZM253 234V235H252ZM68 235H70V236H68ZM81 235V236H80ZM184 235V234H183ZM202 235V236H201ZM53 236L55 237V238H53ZM63 236V237H62ZM75 236V237H74ZM89 236V237H90ZM188 236V237H189ZM222 236V237H221ZM52 237V238H51ZM101 237V238H100ZM98 236V239H96L97 238V235H96V237L94 236V238H93V236H92V238L94 239L93 241H95L96 242V240L98 241V242H102V240H104L105 239V241H107L106 239L107 238H105L106 236L104 235H101V236ZM202 237H204V238H202ZM243 237H245V238H243ZM251 237H253V238H250ZM61 238H64V240L63 239H61ZM92 238L90 237V239H91V242H92V244H93V241H92ZM194 238H197V239H194ZM213 239V243H214V240H219V241H217V243H215V244H213L212 243V239ZM223 238H224V240H223ZM228 238V239H227ZM255 238V239H254ZM193 239V240H192ZM225 239H227V242H226V240ZM244 239V240H243ZM44 240V241H45ZM79 240V241H78ZM198 241L197 243L198 244H196L195 243V241ZM210 240H211V242H210ZM247 241V243H246V241ZM253 241V242H255L256 243V245L257 244H259L258 245V248H257V246H256V248L258 249V250H255V246H253V251H252V246H251V248H249L248 246L250 245L249 243L250 242H248V241ZM254 240H256V241H254ZM51 241V246H52V249L54 250V248H55V245L57 244V246H56V251H57V247H59V249L60 250H64V249H62V248H64L65 246H67V244H62L61 246H60V244L61 243H56L55 244V242H57V241H53L52 242ZM66 241H64V243L66 242ZM221 241V243H219ZM225 243H224V242ZM228 241H229V243H228ZM244 241H245V243L247 244V247L244 245ZM251 241V242H252ZM263 241H264V239H263ZM41 242V243H40ZM79 244H78V243ZM97 242V243H98ZM191 242H189V243H191ZM222 242H223V244H222ZM55 245H54V244ZM71 242H70V244H72ZM78 245H77V244ZM83 243V244H82ZM97 243H95L97 246L99 245V247H107V245L105 246V243L106 242H102L101 244H103V245H101V244H97ZM193 243H191V244H193ZM213 244L212 246H209V245H211V244ZM218 243H219V246H220V249L222 248V246L223 245H225V246H227V244H229L230 245V243H231V247L232 248H237V247H240V248H238V249H232L231 250V252L232 253H230V254H227V253H229V250L231 249L229 246H227L228 248H226L225 246H223V248H225V249H221V251H220V249L219 248H217V245H218ZM227 243V244H226ZM233 243V244H232ZM255 243H253V244H255ZM262 243V245H260ZM35 246H37V247H34V245ZM33 244H31L32 245V247H31V245H29L28 247H31V248H28V249H31V250H35V248H38L39 246H38V244L37 243H33ZM37 244V245H36ZM70 244H68L69 246H70ZM92 244H90L91 245V247H93L94 245H92ZM203 244V245H202ZM222 244V245H221ZM252 244V243H251ZM101 245V246H100ZM234 247H233V246ZM204 246V247H203ZM209 246V247H208ZM216 246V247H215ZM34 247V248H33ZM48 247V248H49ZM54 247V248H53ZM61 247V248H60ZM73 247H75V249L73 248ZM243 247H246V248H243ZM51 248V247H50ZM49 248V249H50ZM78 248V247H77ZM87 248H89V247H87ZM105 248H103V249H105ZM214 248H216L217 250H219V251H217L216 249L214 250ZM247 248H249V249H247ZM40 249V248H39ZM59 249H58V251H59ZM67 249H68V251H67ZM228 249V250H227ZM247 251H246V250ZM260 249V251H258V254H259V252L263 255V253L264 252H262V250ZM31 250H25L27 253H29V251H31ZM51 250V249H50ZM81 250H84V252L85 253H83V251L81 252ZM211 250V249H210ZM209 250V251H210ZM223 250V251H222ZM227 250V251H226ZM236 250H238V252L236 251ZM251 250V253L249 252V251ZM24 251V252H25ZM35 251H37V249L35 250ZM58 251H57V253H58ZM235 251L237 252V254L235 253ZM241 253H240V252ZM243 251V252H242ZM32 252V251H31ZM30 252V253H31ZM52 252H54V251H52ZM60 253H61V251H59ZM234 252V253H233ZM247 253V255H246V253ZM56 253V252H55ZM225 253L227 254V255H225ZM238 253H240V256H239V254ZM242 253H244V254H242ZM249 253H250V256H248L249 255ZM77 254H79V252H77ZM233 254H234V256L235 255H238L239 257L238 258H241L240 260L239 259H237V257H234L233 256ZM241 254H242V256L243 257H241ZM258 254H256V253H254L253 254V256H256V255H258ZM261 254H259V255H261ZM260 256L259 258H257L258 256H256V258H254V264L256 263H261L262 264V262H264V256ZM245 256H247V257H245ZM243 258H247V259H243ZM249 258V259H248ZM237 259V260H236ZM242 259H243V261H242ZM251 259V260H250ZM245 261V262H244ZM247 261H249V262H247ZM256 261V262H255ZM240 262H237V263H240ZM51 264H52V262H50ZM258 263V264H259ZM54 264V263H53ZM264 264V263H263Z\"/></svg>",
    "mask_w": 264,
    "mask_h": 264
},
{
    "label": "trees",
    "instance_id": "16d2710c",
    "mask_svg": "<svg viewBox=\"0 0 264 264\" xmlns=\"http://www.w3.org/2000/svg\"><path fill=\"white\" fill-rule=\"evenodd\" d=\"M195 167H197V168H202V166H200L199 164H193ZM238 167H241V164H237V165H235V167L234 168H238ZM232 167H226V169H231ZM259 193H260V191H259V189H257V191H256V194L257 195H259Z\"/></svg>",
    "mask_w": 264,
    "mask_h": 264
}]
</instances>
